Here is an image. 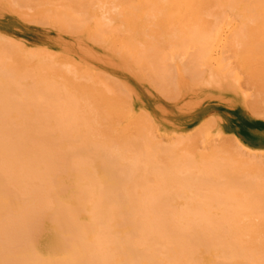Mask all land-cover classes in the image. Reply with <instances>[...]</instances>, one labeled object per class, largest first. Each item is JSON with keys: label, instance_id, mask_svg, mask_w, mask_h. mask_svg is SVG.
Here are the masks:
<instances>
[{"label": "rangeland", "instance_id": "1", "mask_svg": "<svg viewBox=\"0 0 264 264\" xmlns=\"http://www.w3.org/2000/svg\"><path fill=\"white\" fill-rule=\"evenodd\" d=\"M16 3H15V2ZM0 0V38H2L1 40H3V39H5L4 41L6 42V41H8V40H11L12 41V44H14L13 43V41L15 40V45H14V47L16 46L17 47V51L16 52H13V55L16 53V56H14L12 59H13V62H15V60H17V56L19 55V56H21V58L19 57L18 58V61H16L17 62V64H23V71L25 70L26 72H24V73H26L27 74V71H29V73H30V71H31V73L30 74H32V71L33 70H28L29 68L30 69H34L35 70V66L36 65H38V68H39V66H41L42 65V63H46L45 65H49L47 62H49L50 63V58H51V60H52V62L51 63H53V61H54V64H53V66L56 64V65H58L59 67L61 66L62 67V69H60L58 66H57V68H58V70H56L58 73H60L61 71H63V72H61L60 74L62 75L61 77L59 76V74L58 73H56V75L55 74H53V72L54 71H51L50 69V71L52 72V73H48V75H47V72H44L45 73V75H47V76H45L43 73V75L41 74V79L42 78H46L48 81H51V82H55L56 84L58 83H63V82H65V84H68V82L69 81H67L68 80V78L69 79H71L70 81H72L73 80V78H74V81H76L77 79L78 80H80V81H77V82H81V84H85V82H86V84H88L87 83V78H91V80H89L88 82H89V84H91L92 86L93 85H95V83L96 82H98L99 80H100V85H98V83H96V88H99V89H104L103 90V92H104V94L106 95V98L108 99L109 98V95L107 96V93L108 94H114L113 95V97L116 99V98H118V99H121V101L123 102V105H121L120 104V102H119V104L118 103H116L117 105H114L113 106V108H114V110H116V112H115V115L114 116H112V114H114V113H111V110L109 111V109L112 107V106H110L109 108H105L104 110L106 111V112H110L109 114H110V116H107V113L103 110V108L105 107V105H100V108H102V109H100V110H102V112L101 111H99V112H101V113H103V114H106V115H103V114H101V117L103 116V118H101V117H99L100 116V113L98 114V112L97 113H94L95 114V116L97 117L96 119H104V121H105V119H106V122H105V124H103V121H100L99 119L97 120V122H99L100 121V123L99 124H101L102 126L100 127V128H102V129H104V128H107L108 129V127L109 128H111V131L113 132V131H115L116 129V131L114 132V134L112 135V133H111V136L109 135L108 136V138L107 139H105L107 142L110 140V139H112V137L116 134V132L117 131H120L119 133L117 132V136L119 135V136H121L120 134H123L124 136H121V137H119L118 136V140H119V143H121L122 142V145L124 144V146H125V148H126V150L124 149L123 150V148H121V146H119V148L120 149H117V148H113V146H115V145H117V144H115V145H113L117 140H115V137H113V140L111 141H109L110 142V145H109V142L107 143V146H105V151H106V155L108 154V153H110V152H108L107 153V151L111 148V147H109V146H112V148L111 149H117L118 151H120V152H127V148H129L131 151H133V148H135L136 149V151H133V152H137V151H140V152H138L141 156L142 155H144V159H143V156H142V158L140 159L141 161H139V160H137V162L138 163H140L141 162V164L142 163H144L143 165H138V167H137V169H136V176H137V174H138V176L139 177H141V176H143L142 178H146L148 181H149V179H150V181L146 184L145 183V181L146 180H144L143 181V183L144 184H146V185H148V187L147 186H145L144 187V189H147V188H149V189H147V191H148V195H149V193H150V191L152 190L153 192L155 191V193H153L152 191H151V194H152V196H151V194L149 195V209H148V207L146 208L145 207V205L146 204H144L143 206H144V208H146V209H148V210H150V209H153V210H150V211H153V213L155 214V211L156 212H160V208H158V209H155V208H157V206H161V208H164V209H162L161 210V213H159V216H158V219H156L157 221H156V223L155 224H157L158 225V222H159V226L162 224V227L164 226V225H166L167 223V226H170V228L171 227H176L177 228V226L178 227H180L181 228V226L183 227L185 224V226L187 227H189V226H194V225H192V224H194V223H192L191 224V222H192V220H194V221H196L197 220V224H196V222H195V224L196 225H201V224H203L204 225V223H205V221H207V220H205V219H209L207 222L208 223H213V226L211 225V227H216L218 224H217V219H219L220 220V215L221 214H223L224 215V217H225V214L223 213V211H225V212H230L229 214H230V217H232V218H229V217H227V215H226V217L225 218H229V220H231V223H229L228 224V221H227V219H225L226 221H227V223H224V222H226V221H221V223L224 225L223 227H221V228H219V226H221L222 224L221 223H219V226L217 227V228H215L216 229V231L218 230L219 232H220V230H222L221 231V233H217L216 234V238L218 237L219 239H217L218 240V242L216 241V243H219V241H220V244H221V240H220V238H222V233H223V231H225V229H237V228H242V229H244L243 228V226L241 227L240 225H238V227H237V223H238V221L239 220H241L240 222H244V223H246L247 221L246 220H248L249 222L248 223H250V224H253V225H250V224H248V226L246 225V224H244V227L246 226V228L247 229H250L249 231H251V230H253V229H258V226H257V224L255 225L254 224V222H252L251 223V221L250 220H252V218H251V214H255V211L254 212H252L250 209H249V211H251V212H249V219H248V215H246V214H248V213H246V214H243V217L245 218H243L242 217V213H241V215H239L238 217V219H237V217H236V215H237V213L239 212H241L240 211V208H243V209H245V206H247V208H248V206H251L252 204V202L251 201H249L250 199L255 203V201L252 199V198H254V199H256V196H257V193L256 192H258L257 190H260V189H257V188H254L255 186H257V184H258V182H260L259 183V185L261 184V181H262V179H263V176H260V177H258V175L259 174H261V173H263V172H261L262 170H261V167H260V172L258 173V175H257V173H255L256 171H259L258 169L256 170L255 168H253V166H252V164H254V162L252 161V163L250 162V160H245L246 158H244L243 159V157H241V160H239L240 158H238V160L239 161H242L243 163L244 162H248L247 164H248V169H249V167H251V168H253V170L255 169L256 171H253V173L251 172V170H250V172L253 174V175H255L254 177H252V179L254 178L256 181H257V179L259 180L260 178H261V181L259 180L258 182H254L253 184H252V186L253 185H255L253 188H254V190L255 189H257L256 190V192L253 194V196H252V193L254 192L252 189H251V197L252 198H249L248 196V194L249 193H247V198H243L242 200H244L245 202H239V203H236L235 204V202H238L239 200H241V198L239 199V195L238 194H235V193H233V194H228L229 195V197H232L234 194H235V200H237V201H235L234 199V202H233V200H230L231 198H229L228 196H227V194H225V193H229L231 190V188H229V190H227V189H225V187H224V189L225 190H227V191H225V190H223V193L225 194V196L226 197H228V200H230L231 201V203H229L227 206L229 207V205H231L229 208L230 209H232V212L228 209V207H226L225 208V205L224 204H222V203H225L224 202V200H225V198H223V196H217V198L219 199V200H221V201H223V202H221L220 204H221V206L220 205H216V204H218V202L216 201V197L214 198V195H211V194H214L215 192H217V191H214V193H213V191L211 192V188L210 189H208V191H209V193H208V191L206 192V193H208V194H210L211 196H210V198H211V200H210V198H208L207 199V197H206V193L204 194L205 196H203V192H200L201 191V186H200V188L199 189H197V187H194V186H197L196 184H198V183H200V182H202V183H200V185L201 184H203L204 183V180H205V178L207 179V177H206V175L205 176H203V177H201L200 175H204V173H208V175H209V171L211 170L212 172H210V173H213V169L211 168V167H213L214 168V166H221L222 167V170H223V172H224V170H225V166H222V164L223 165H225L226 164V162L228 163L229 162V164L231 165V167H230V170H229V168H228V165L226 166V169L228 170H226L227 172H229V171H236L237 172V167L234 169L233 168V166H235L234 164H233V166H232V164L231 163H233V162H231L230 163V161L229 160H231L232 161V158L233 157H231V159L230 158H228L229 160L228 161H226V159H223V160H221L222 158H219L218 156H219V152H218V156L216 157V155H217V151H222L223 150V148L224 147H222V149L220 150V145L221 144H224L223 143V140L222 141H220L221 143L219 144V139L220 138H222V139H224V142H225V140H226V144H227V146L228 147H230L231 148V151H233V153L235 152V150L238 152V150H239V153L241 154V155H243V151H244V156H247L248 155V153H249V157L251 156H253L254 155V157H256L255 159H257L256 161H255V163H257L258 162V164H259V161L260 162H262L263 163V161H264V150L262 149V150H259V149H253V148H251L249 145L247 146L243 141H242V139H241V137H238L235 133H231V131L228 129L229 127H227L226 126V122H227V120H230V119H236L235 121H234V125H233V127H242V128H244V127H246L247 126V123L245 122V121H247V118H249V119H251V120H257V119H261V120H263L264 121V106L262 105V103L264 104V102H262L260 99H258V98H256L257 96L258 97H263L262 99H263V101H264V91H263V88H264V85H263V87H261L262 86V84H264V82H263V78L261 77V79L259 78L260 76H257V73H258V75H262L261 73H263L264 74V70H263V72H262V67L260 66V65H264V49H262L263 51H261L262 53H260V54H257L259 51H257V49H260L261 47L259 46V48H257V49H255L256 50V54H254L255 52V50H249L250 48H251V46L252 45H250V44H253V43H256V45H258L257 44V42H255V41H262L263 39H262V37H261V35H263L264 36V29H263V31L261 30V28H260V30L258 29L259 28V26H260V23L262 22V21H260V19H262V18H264V13H263V15L261 14V13H259L258 15L260 16V18L259 19H257L258 18V15L255 13V12H259L258 10L259 9H262V8H264V5L263 4H256V3H254L253 5L251 4V5H249V9H255V10H257V11H255V10H251L252 11V15L253 14H256L255 16H252L251 14H249V15H243L241 12H239V14H241V15H239L238 14V10L237 9H239V5H241V7H243V4H236L235 5V7H232V9H230V10H232V11H230V10H228L226 7H227V3H221V2H219V1H217V0H208L207 2H208V4L210 5L209 7H207L208 6V4H207V2H204V4H205V6H203L204 4H202V3H194L193 2V4H192V2H188V3H191L190 5H192V7L187 3V0L186 1H184V0H180V2H179V0H166V1H164V0H159V2H160V4L158 3V2H156V0H145V1H142V2H140V3H138V0H85V1H80V0H77V1H75L74 2V0H66V2H69V3H71L70 4V6H72L73 5V7L75 8V10L77 11V9H78V13L80 12V10H81V13H80V17L78 18V19H81V14L83 15L84 13V16H86V18H85V20L83 19V21L85 22V24H84V26H82L83 24H81L82 22H81V20H79V23H80V25H81V27L80 28H76L77 26L75 25L74 26V23H72L71 21V24L73 25V26H70V24L68 23V24H66V28L64 27V30L65 31H67V32H64V31H62V24H64V23H61V25H59V21H61V22H63L60 18H62L63 20H65V18H63L62 16H58V17H60L59 19H57V15H56V19H54L55 18V13H54V9H55V12H56V10H57V6H59L60 7V9H58L57 11V13H59L60 11V13H64L65 14V12H63V9H64V11H66V16H67V13H69V11H72L71 9H72V7H70V6H66L67 4L66 3H64L65 2V0L64 1H62V0H59V1H57V0H52V1H50V2H47V1H49V0H41L42 2H39V3H42V5L41 6H39V4H38V2H37V4H36V1L37 0H30L31 1V3H32V1L33 2H35V5H34V3H32V4H27L28 2H22V4L18 1V0ZM29 1V2H30ZM43 1H45V2H43ZM56 1H57V3H56ZM64 4V5H62L61 4V2ZM70 1H72V2H74L73 4H72V2H70ZM79 1V2H78ZM96 1V2H95ZM121 3L122 5H121V7H120V4H114V2L115 3ZM168 1V2H167ZM176 1H178V2H176ZM210 1H212V2H210ZM216 1V3H214ZM12 2H14L15 4H16V6L17 7H19V9L17 8V7H15V4L13 3V5H14V7H12L13 5H11L12 4ZM81 2H84V3H86V5H84V3H82L83 5L81 6ZM124 2H127V3H124ZM144 2V6H142V5H140V4H142ZM183 2H186L185 4L183 3ZM19 3H20V5H19ZM44 3H45V5H44ZM50 3V4H49ZM53 3V4H52ZM54 3H56V4H54ZM58 3L60 4V5H58ZM69 3H68V5H69ZM79 3H80V5H79ZM93 3V4H92ZM110 3H112V4H110ZM135 3V4H134ZM147 5H146V4ZM149 3V4H148ZM156 3H158V4H156ZM166 3H167V5H166ZM183 3V4H182ZM210 3H213V4H210ZM217 3H219V4H217ZM26 6H25V5ZM66 4V5H65ZM74 4L76 5V6H74ZM89 4H91V6H88ZM105 4V5H104ZM108 4V5H107ZM111 6H110V5ZM124 4H126V5H124ZM164 4H165V8L164 9H166V10H163V7H164ZM176 4V5H175ZM180 4V6H181V4H182V8L179 6V9H177L178 8V5ZM201 4H202V6H201ZM217 4V5H216ZM220 4H224V6H226L225 8L227 9V14L224 12V11H226V9L224 8V6H221ZM226 4V5H225ZM22 5V6H21ZM25 7H24V6ZM28 5V6H27ZM30 5V6H29ZM44 5V6H43ZM107 5V6H106ZM150 5V6H149ZM152 5H154L155 7L157 6L158 7V9L156 8V14H153V16L151 15L150 16V14H152V12L153 11H151V9H153V7L154 6H152ZM162 5H163V7H162ZM175 6V7H173V9H172V6ZM185 5H187V6H185ZM196 5V6H195ZM213 5V6H212ZM261 6V7H259V6ZM39 6V7H38ZM65 6V7H64ZM83 6H85V8L83 7ZM86 6H88V7H86ZM117 6H119L118 8H117ZM134 6H135V8H138L139 10H135V8H134ZM141 6V7H140ZM149 6V7H148ZM159 6H161L162 7V11H164L163 13L165 14V15H163L162 13H160L161 12V10H160V8L161 7H159ZM217 6H218V8H219V10L218 11H216L218 8H217ZM220 6V7H219ZM229 6V5H228ZM256 6H258V7H256ZM21 7H23L22 8V10H20V8ZM30 7H31V11H30ZM40 7H41V10H40ZM58 7V8H59ZM79 7V8H78ZM81 7V8H80ZM95 7V8H94ZM131 7V8H130ZM155 7H154V9H155ZM189 7V8H188ZM191 7V8H190ZM206 7V9H202V8H205ZM212 7H213V12H214V14L215 15H213V13H212V16H214V18L216 17V16H218L217 18H211L210 16H211V10H212ZM222 7V8H221ZM14 8H17V10H18V12L20 11H23L24 10V12H21V13H16L15 11H17V10H15ZM26 8V9H25ZM29 8V9H28ZM36 10H35V9ZM52 8V9H51ZM54 8V9H53ZM68 8V9H67ZM71 8V9H70ZM83 8V9H82ZM111 8V9H110ZM112 8L114 9V10H112ZM181 8V9H180ZM196 10V12H195V10ZM208 8V9H207ZM211 8V9H210ZM215 8V9H214ZM217 8V9H216ZM225 9V10H222V9ZM229 8H231V6H229ZM15 11H14V10ZM28 9V10H27ZM67 9V10H66ZM108 9H110V10H108ZM120 9H121V13L119 12L120 11ZM171 9H172V12H174L173 14L171 13ZM187 9V10H186ZM191 9H193V11L191 10ZM210 9V10H209ZM235 9V10H234ZM33 10V11H32ZM37 10L40 12V14L42 13V11L43 10H45L42 14H43V16H45V18H46V20H45V18H38L39 16H34V18H32V19H29V20H27L28 18H27V16H29V17H32L33 15H36L38 12H37ZM54 13V16L53 15H51L52 17H51V20H53V21H51L50 20V14H53V13H51V11ZM60 10V11H59ZM82 10L84 11V12H82ZM114 11V13H113V15L111 14V13H109V11L110 12H112V11ZM117 10V11H116ZM119 10V11H118ZM150 10V11H149ZM181 10V11H180ZM184 10V11H183ZM189 10V12H187ZM202 12H201V11ZM203 10H205V11H203ZM27 11V12H26ZM34 11H36L35 13H34ZM75 11V12H76ZM123 11V12H122ZM137 11V12H136ZM158 11H160V12H158ZM201 13H200V12ZM209 11H210V13H209ZM215 11L216 12H219L220 14H222V13H225L226 15L224 16H222L221 15V18H219V13H215ZM220 11H222V13L220 12ZM237 13H236V12ZM29 12V14H26V13H28ZM73 13H74V10L72 11ZM72 12H70V13H72ZM105 12V13H104ZM116 12V13H115ZM167 13V15H166V13ZM176 12H178V14L176 13ZM179 12H183V14H181V16H180V14H179ZM191 12H193V13H191ZM207 12H208V14H210V16H208V17H206L208 14H207ZM232 12L234 13V14H232ZM26 14V18H25V14ZM70 13L68 14L69 16H67L68 18L70 17V16H72L73 14H71L70 15ZM131 13V14H130ZM185 13V14H184ZM187 13H189V17H188V14ZM202 13H204V14H207V15H205V17L203 16L204 14H202ZM22 16V17H20V15ZM39 14V13H38ZM37 14V15H38ZM41 14V15H42ZM47 14V15H46ZM64 14H61V15H63L64 16ZM77 14V13H76ZM76 14L75 15H73V18L76 20L77 18H76ZM96 14V15H95ZM97 14H99V16H97ZM112 16H111V15ZM116 14V15H115ZM119 14V15H118ZM127 14H128V16H127ZM133 14H135V15H133ZM149 14V15H148ZM163 15V17L162 16H160L161 17V19H162V22L160 21L159 23H158V20H161L160 19V17L159 18H157L156 17V15ZM170 14H171V16H170ZM187 14V15H186ZM192 14V15H191ZM200 14H202V18H201V20H200V18H199V16H200ZM216 14H218V15H216ZM40 15V16H41ZM79 15V14H78ZM118 15V16H117ZM121 15V16H120ZM149 16V18H148V16ZM186 15V16H185ZM193 16V17H191V16ZM228 15H233L234 17H232V16H229L228 17ZM84 16L82 17V18H84ZM97 16V17H96ZM107 16V17H106ZM111 17V19H113L114 18V20H115V22H114V20L111 22L110 21V18L109 17ZM113 16H115V17H113ZM123 16V17H122ZM147 16V17H146ZM195 16V17H194ZM239 16H241L240 18L241 19H238V17ZM246 16V17H245ZM247 16H250L251 17V20H253L252 18H256L257 20L256 21H254V23H255V26H249L250 25V22L251 21H247V20H250L249 18L250 17H247ZM257 16V17H256ZM261 16H263L262 18H261ZM48 17V18H47ZM94 17H96V19L94 18ZM103 18V21L105 22V23H107V29L106 28H104V27H106V26H103V28L104 29H106V33L104 34L105 35V37H104V39L103 40H106V41H102V42H98L97 43V41L95 40V42L96 43H94L93 42V40H92V36H90L91 34L89 33V32H91V30H94L95 29V22L93 21L94 19L97 21V22H100L99 20H101L100 18ZM173 17H175V19H173ZM181 18V22H180V18ZM182 17H184V19L182 18ZM224 17H225V19H224ZM231 18V19H228V18ZM243 17V18H242ZM53 18V19H52ZM70 18H72V17H70ZM72 18V19H73ZM91 18V19H90ZM92 18H94V19H92ZM127 18V19H126ZM155 18V19H154ZM166 18H167V20H166ZM170 18V19H169ZM187 18H188V20L190 21V23L188 24V20H187ZM192 18V19H191ZM197 18H198V20H197ZM207 19V21L211 18L212 19V22L214 21V25L212 26H210V24L212 23L210 20V22L208 23L207 21H206V19ZM235 18H237V19H235ZM246 18H248V19H246ZM37 19V20H36ZM67 19V18H66ZM89 19V20H88ZM171 19H172V21H171ZM191 19V20H190ZM222 21V23H221V21ZM224 19V20H223ZM25 20V21H24ZM49 20V21H48ZM56 20H58L57 22H59L58 24L55 22ZM153 20H154V22H153ZM177 20V21H176ZM193 20V21H192ZM259 20V21H258ZM37 21V22H36ZM48 21V23H46ZM68 22H69V19L67 20ZM67 21H65V22H67ZM73 21V20H72ZM107 21H110L109 22V24H108V22ZM121 21H123V22H121ZM156 21V22H155ZM165 21V22H164ZM176 21V22H175ZM184 21V22H183ZM185 21H186V24L187 25H184L185 24ZM194 21L196 22H200L199 24L196 22V24H198V25H200L201 23H204V24H201V26H204L205 24V26L204 27H202V30L200 29V32H201V34H200V36L198 35H196V34H198V25L196 26V24L194 23ZM245 22V23H243V22ZM264 21V20H263ZM32 22V23H31ZM83 22V23H84ZM88 22H90V23H88ZM104 22H102V20H101V22L100 23H96V26H97V24H99L98 25V28L96 27V29L97 30H99V26H100V24H102V23H104ZM171 22V24H168V23H170ZM177 22H179V24H178V28H180V26H182V28H180L179 30L181 31V32H179V33H181V34H176V35H178V37L177 36H175V34H173L174 33V31H173V27L175 28V29H177V27L175 26L176 24H177ZM216 22H217V24H216ZM224 22V23H223ZM229 22V23H228ZM247 22V23H246ZM249 22V23H248ZM77 23H78V21H77ZM154 23V24H153ZM163 23L165 24V25H163ZM181 23V24H180ZM184 23V24H183ZM208 23V24H207ZM232 23V24H231ZM243 23V24H242ZM253 23V24H254ZM264 22H262L261 24H263ZM43 24H45V25H43ZM94 24V25H93ZM112 24V25H111ZM147 24V25H146ZM156 24V25H155ZM168 24V25H167ZM173 24V25H172ZM190 24H192V25H190ZM193 24H195L194 25V27H192L193 26ZM215 24H216V26H215ZM230 24V25H229ZM241 24V25H240ZM245 24H249L248 26H246ZM252 24V23H251ZM14 25V26H13ZM68 25H69V27H68ZM121 25V26H120ZM152 25H153V27H154V25H155V27L153 28L152 27ZM163 25V26H162ZM170 25H172V29H170ZM180 25V26H179ZM190 25V26H189ZM240 25V26H239ZM63 26H65V25H63ZM139 26H142V30L140 31V32H137L136 34H134V32H135V29L137 30V28L139 27ZM160 26V27H159ZM164 26H165V28H164ZM185 26V27H184ZM187 26H189V27H187ZM211 27V29H212V31H210L211 29H210V27ZM214 26L217 28V29H215L214 28ZM258 28H257V27ZM262 26V25H261ZM260 26V27H261ZM264 26V25H263ZM262 26V28H264ZM100 27H102V25L100 26ZM110 27H115V29L114 30H112L111 28H110V32L108 31L109 30V28ZM118 29H117V28ZM124 27V28H123ZM156 27H158V29H156ZM161 27H163V28H161ZM191 27V28H190ZM206 27V28H205ZM213 27V28H212ZM238 27H242V30H239L240 31V33H242V34H240V35H242V36H239V34H237L238 35V37H243L245 40L244 41H247V39H248V41L247 42H245V44L246 43H248V42H253V43H248V44H246V47L245 46H243V47H245V48H241L242 47V38L240 39V42H239V40H236V41H238L237 43H235L236 41H234L235 39H236V37L235 38H233L232 37V39H231V37L230 36H232L231 35V33H233L234 35H236L234 32V29L235 30H237V29H239ZM257 28V32H256V34L258 33V31H259V33H260V31H262V34L260 33V34H257V35H255V33L253 32V34L256 36V39H255V41H253V38L255 37L253 34H252V36L251 35H247V32L245 33L247 36H250V37H246V35H243V33L244 32H242V31H245V29H247V28ZM67 28H70V29H68L67 30ZM71 28H74V29H76L75 30V32H74V29H71ZM84 28V30H82ZM146 28V29H145ZM189 28H190V30L191 29H193V31H194V33H193V31L191 30L190 32L189 31H186V30H184V29H187V30H189ZM204 28V29H203ZM207 28H208V30H207ZM219 28V29H218ZM11 29V30H10ZM78 29V30H77ZM119 30V31H122V33H118L117 32V30ZM123 29H125V31L126 32H124V30ZM147 29H149V31L147 30ZM161 29V30H160ZM174 29V30H175ZM72 32V30H73V34L72 33H70V31ZM79 30H81L80 32H79ZM144 30V31H143ZM146 30L148 31V32H146ZM172 30V32L173 33H171L170 31ZM184 30V32H185V34H187V35H185L184 36V32H182ZM203 30H206V31H204V33H202L203 32ZM215 30V31H214ZM219 30V31H218ZM248 30H250V29H248ZM76 31H78V32H76ZM108 31V32H107ZM111 31H115V32H111ZM128 31V32H127ZM152 31V32H151ZM155 31V32H154ZM161 31V32H160ZM208 31V32H207ZM217 31V32H216ZM234 31V32H233ZM239 31H238V33H239ZM247 31V30H246ZM252 31V30H251ZM255 31V30H254ZM117 32V33H116ZM124 32V33H123ZM187 32V33H186ZM189 32V33H188ZM191 32H192V34H191ZM209 32L212 34V36H210V34H209ZM133 33V34H132ZM161 33V34H160ZM89 34V35H88ZM107 34V35H106ZM108 34H110V35H108ZM112 34H113V36H112ZM120 34V35H119ZM123 34H125V35H123ZM189 34H191V35H189ZM195 34V37H193L192 35H194ZM204 34H205V36H207V34H209L208 36H210L209 38L207 37V40L206 39H203L205 36H204ZM215 36H214V35ZM217 34V35H216ZM122 35V36H121ZM154 35V37H157V42H159L158 44L155 42L156 41V38H155V40H154V38L153 37H151V36H153ZM156 35V36H155ZM166 35V36H165ZM203 35V36H202ZM236 35V36H237ZM180 36L182 37V39L183 40H181V41H185L183 44H182V47H184L185 48V45H187L188 44V47L187 48H185V49H183V50H181L180 51V48H175V51H174V49L172 50L171 49V47H172V45H173V43H176V42H178V40H180ZM189 36V38H191V36L194 38V39H192V41H195V40H199L200 39V37H201V39L200 40H202L201 41V44L199 45V43L198 42H196L195 41V43H189L188 41L189 40H191V39H189V38H187ZM111 37V38H110ZM159 37H162V38H159ZM163 37H164V39H163ZM167 37V39L168 40H166L165 38ZM176 37V39L178 38V40H172L173 38H175ZM185 37V38H184ZM215 37V38H214ZM238 37H237V39H238ZM251 37H253L252 39H250ZM261 37V38H260ZM107 38H108V40H107ZM110 38V39H109ZM150 38V39H149ZM196 38V39H195ZM14 39V40H13ZM127 39V40H126ZM133 39V40H132ZM213 39V40H212ZM223 39V40H222ZM259 39V40H258ZM260 39H262V40H260ZM162 40V41H161ZM230 40H233V41H230ZM117 41V42H116ZM176 41V42H175ZM192 41H190V42H192ZM244 41H243V44H244ZM17 42V43H16ZM18 42H20V43H18ZM109 42H114V44H115V46L113 47V48H110L109 47ZM127 42V44H125ZM147 42V43H146ZM167 42V43H166ZM170 42H172V43H170ZM206 42V43H205ZM208 42V43H207ZM215 42V43H214ZM230 42H233V45H232V43L230 44ZM259 42V43H260ZM8 43L9 44H11L10 43V41H8ZM134 43H135V45H137L138 47H140V45L141 44H143V49H147V48H149V47H151V46H155V47H157L158 48V46H159V49L160 50H162L163 48H164V51H163V54L165 53V51L166 52H168L169 53V55L167 54V53H165L164 54V56H163V58H168V61H165L162 57H158V56H162V51L160 52V53H157V57L159 58H157V60L159 61V60H162L163 61V63H158V64H155V65H150V66H143L142 67V65H140V64H138V63H136V64H134V60H133V58H130L131 56L129 55V53L131 52L128 48H130L129 46H131L132 44L134 45ZM138 43H140V44H138ZM160 43H162V45L160 44ZM164 43H166V45H164ZM168 43H169V45H168ZM187 43V44H186ZM263 43V42H262ZM262 43H260L261 45H263ZM17 44V45H16ZM20 45V47H19V45ZM122 44H124V47H127L128 46V48L127 49H125L124 50V48H123V45ZM172 44V45H171ZM197 44L198 46H195V45ZM214 44V45H213ZM227 44V45H226ZM232 45L230 48H233L234 47V54H233V51L231 52L230 50H232V49H230L229 50V52L228 51H226V52H228L226 55H230V56H226V57H230V59H231V61H229L230 59H228V58H225V50H227L228 49V47L230 46V45ZM236 44V45H235ZM23 45V46H22ZM122 45V46H121ZM126 45V46H125ZM158 45V46H157ZM163 45H164V47H163ZM168 45V46H167ZM171 45V46H170ZM223 45H224V47H223ZM225 45L226 46H228V47H226L225 48ZM248 45H250V48L248 47ZM22 46V47H21ZM122 48H121V47ZM162 46V48H160ZM173 46H178V43H176V45H173ZM193 46H195L194 48H197L198 49V51H201L200 53H198V51H197V54H195V52L193 53V52H191L190 54H192V55H190V54H188L191 50H189V49H191V47L193 48ZM206 46H208L207 48H206ZM239 46H241L240 48H241V50L238 48ZM18 47L20 48V49H18ZM96 47V48H95ZM200 47H202L201 49H200ZM236 47V48H235ZM253 47H254V45H253ZM23 48V49H22ZM122 50H121V49ZM167 48V49H166ZM169 48V49H168ZM174 48V47H173ZM189 48V49H188ZM204 48H205V50H207V53H206V51L204 50ZM225 50H224V49ZM247 48H248V50H247ZM264 48V47H263ZM6 50H7V48H5ZM44 49H47V51L46 50H44ZM100 49V50H99ZM140 49H142V46L140 47ZM178 49H179V51H178ZM186 49H188V51L186 50ZM196 49V50H197ZM223 49V50H222ZM236 49V50H235ZM239 49V50H238ZM1 50H3L2 48H1ZM0 50V51H1ZM21 50V51H20ZM33 50V53H34V51L36 52V57H35V55H34V59H33V57L31 56L30 57V51H32ZM120 50V51H119ZM127 50H129L130 52H128ZM168 50V51H167ZM172 50V51H171ZM185 50H186V55L188 54V55H190L191 57H188V56H186V58H188V59H185V60H188V62L186 61V62H184V59L183 58H185ZM195 50V49H194ZM238 50V51H237ZM261 50V49H260ZM5 50H3L2 52H4ZM9 50H7V52H8ZM38 51H46V53L48 54V53H50V55H51V57H49L47 54H43L42 52H38ZM126 51V52H125ZM169 51H171V52H169ZM173 51L175 52V56H177L176 58L174 57V56H172L173 54ZM176 51H178V52H176ZM203 51H205V53L203 52ZM217 51V52H216ZM18 52H20V53H18ZM23 52V53H22ZM54 52V53H53ZM118 52V53H117ZM183 53V54H181V53ZM242 52V53H241ZM254 52V53H253ZM55 54V55H53V54ZM181 54L180 56H179V54ZM203 53H204V55H203ZM222 53H224V54H222ZM229 53H231V54H229ZM237 53V54H236ZM241 53V54H240ZM250 53H252V54H254V55H252V54H250ZM35 54V53H34ZM42 54V55H41ZM130 54H132V52L130 53ZM161 54V55H160ZM200 54H202V55H200ZM222 54V55H221ZM239 54V55H238ZM12 55V54H11ZM25 56L26 58H24V57H22V56ZM31 55H33V54H31ZM53 55V56H52ZM66 55L68 56V57H66ZM206 55H207V57H206ZM232 55H234V56H232ZM245 55V56H244ZM253 56L254 58H251L250 56ZM40 56V57H39ZM44 56V57H43ZM46 56H48V57H46ZM197 56H200L199 58L197 57ZM209 56V57H208ZM224 56V57H223ZM255 56H256V58H255ZM16 57V58H15ZM27 57H29L28 59H29V61H28V59H27ZM133 57V56H132ZM155 57V56H154ZM153 57V58H154ZM194 57V58H193ZM195 57L197 58V59H199V61L198 60H196L195 59ZM203 57V58H202ZM206 58V60H205V58ZM15 58V59H14ZM32 58V60L30 61V59ZM49 58V59H48ZM169 58H171V59H169ZM180 58H181V61H179L180 60ZM200 58H202L203 60H205V62L204 61H202V67L204 68L205 67V70L201 67V66H199V65H201V64H199V63H201V59ZM221 58L223 59L222 61H221ZM237 58V59H236ZM250 60V58L253 60H248V59ZM21 59V60H20ZM22 59H25V60H23L22 61ZM26 59H27V62H26ZM41 59V60H40ZM45 59V60H44ZM70 59V60H69ZM73 59V60H72ZM75 59V60H74ZM236 59V60H235ZM259 59V60H258ZM44 60V61H43ZM152 60V59H151ZM150 60V61H151ZM154 60V59H153ZM156 60V59H155ZM156 60V61H157ZM167 60V59H166ZM172 60H173V62H172ZM221 62H220V61ZM240 60V61H239ZM254 60H256V61H254ZM260 60L261 61H263V62H260ZM22 61V62H21ZM35 61V62H34ZM61 63H60V62ZM72 61V62H71ZM161 61V62H162ZM191 61V62H190ZM198 61V62H197ZM207 61V62H206ZM249 61V62H248ZM24 62V63H23ZM29 62V63H28ZM57 62V63H56ZM70 62V63H69ZM135 62H137L136 60H135ZM184 62V64L185 65H187V64H189V65H187V66H185L184 64H182ZM204 62V63H203ZM213 62V63H212ZM229 62V63H228ZM235 62V63H234ZM254 62V63H253ZM26 63V64H25ZM34 63V64H33ZM51 63H50V65L49 66H51ZM68 63H69V65L71 66H69V68L67 67L68 66ZM78 63H80V64H78ZM165 63V64H164ZM167 63V64H166ZM191 63H193V66H195V67H193L192 65H190ZM197 63V64H196ZM259 63V64H258ZM60 64V65H59ZM76 64V65H75ZM182 64V65H181ZM194 64H196L197 65V67H198V69H196L197 67H196V65H194ZM229 64V65H228ZM235 65V67L236 68H232V67H234V65ZM241 64V65H240ZM257 65V67H256V65ZM32 65V66H31ZM55 65V66H56ZM79 65H80V67H79ZM162 65V66H161ZM167 65V66H166ZM171 65H174L175 66V70H173V69H171L172 67H170ZM211 65V66H210ZM227 65V66H226ZM252 65V66H251ZM259 65V66H258ZM22 65H19L18 67L20 68ZM28 66H31V67H28ZM63 66H64V68H63ZM76 66V67H75ZM165 66H166V68H165ZM193 67V69H192V67ZM226 68H225V67ZM24 67H27L28 69H25ZM73 67H74V70H73ZM150 67V68H149ZM156 67V68H155ZM170 67V68H169ZM207 67V68H206ZM239 67H241V68H239ZM22 68V67H21ZM50 68V67H49ZM52 68V67H51ZM56 68V67H55ZM54 68V69H55ZM71 68V69H70ZM77 68V69H76ZM142 68H143V70H142ZM144 68H145V70L147 71L146 73H145V71H144ZM153 68V72H154V74H153V72L151 71V69ZM163 68L164 69H166L167 71H165V70H163ZM195 68V69H194ZM200 68L201 69H203L204 70V75L202 74V73H200ZM222 68L223 69H225V70H222ZM254 68V71H252L251 69H253ZM264 68V67H263ZM60 69V70H59ZM71 70L70 72H75V70H78L77 71V73H72L73 75H69V74H71L70 72H68L67 70ZM80 69H82L83 71H84V74H85V76L87 77V78H83V80H81L80 79V77H82V76H84L83 75V72L80 70ZM157 69V70H156ZM169 69V70H168ZM188 69V70H187ZM241 69V70H240ZM258 69V70H257ZM66 71V74H65V71ZM90 70V71H89ZM158 70H160V71H158ZM195 70V73L193 72ZM257 70V71H256ZM261 70V71H260ZM55 71V72H56ZM60 71V72H59ZM80 71H81V73H80ZM91 71H92V73L93 74H91L90 76H89V74L91 73ZM158 71V72H157ZM164 72V74H162L163 72ZM169 71V73H172V74H174V81H175V79H176V85H175V88L177 89H175V90H173V87H172V84H173V81L171 82L170 80H169V78H170V76L169 75H166V73ZM186 71V72H185ZM196 71H197V73H198V71H199V73L197 74L196 73ZM202 71V70H201ZM231 71V73H229ZM242 71H243V73H242ZM67 72L69 73V74H67ZM97 72V73H96ZM203 72V71H202ZM226 72V73H225ZM240 72H241V74H240ZM249 72H250V74H249ZM251 72H253L252 74L254 75V77H253V75L251 74ZM257 72V73H256ZM102 73V74H101ZM161 73V74H160ZM169 73H167V74H169ZM189 73V74H188ZM228 73V74H227ZM239 73V74H238ZM49 74H50V76H49ZM76 74V75H75ZM81 76H80V75ZM87 74V75H86ZM155 74H156V76H155ZM176 74V75H175ZM193 74L194 75H203V76H198V77H196V79H191L192 77H194L193 76ZM226 74V75H225ZM230 74V75H229ZM235 74V75H234ZM247 74H249V75H251L250 76V78H249V75L247 76ZM103 75V76H102ZM147 77H146V76ZM157 75H160V76H157ZM169 76L168 77V80L167 79H164V78H166V76ZM192 75V76H191ZM228 75V76H227ZM232 75V76H231ZM54 76V77H53ZM58 76V77H57ZM84 76V77H85ZM93 77V79H92V77ZM245 76L247 77V79H248V81L250 80V86H256V88L255 87H249V89H248V84L249 83H247L246 84V78H245ZM256 76H257V78H256ZM262 76H264V75H262ZM50 77V78H49ZM68 77V78H67ZM77 77V78H76ZM98 77V78H97ZM111 77H113V78H111ZM151 77H154V78H151ZM194 77V78H195ZM204 77V78H203ZM108 78V79H107ZM173 78L171 79V80H173ZM245 78V79H244ZM255 78V81H253V79ZM52 79V80H51ZM55 79V80H54ZM65 79H66V81H65ZM96 79V80H95ZM118 79V80H117ZM152 79V80H151ZM160 79V80H159ZM244 79V80H243ZM64 80V81H63ZM85 80V81H84ZM98 80V81H97ZM105 80H106V82H105ZM115 80V81H114ZM167 80V81H166ZM192 80V81H191ZM257 80H261L259 83L257 82ZM32 81H33V79H32ZM73 81V82H74ZM82 81H83V83H82ZM92 81V82H91ZM95 81V82H94ZM114 81V82H113ZM153 81V82H152ZM156 81H158L157 83H156ZM162 81H164V82H162ZM242 82V81H246V82H242V83H240V82ZM91 82V83H90ZM120 82V83H119ZM155 82V83H154ZM165 82H167V86L169 85L170 87H166L165 86V88H168V89H170L171 90V92L173 91L174 93H176V91L178 92L177 94H174V93H171L170 92V94H168V95H171V94H174L175 96L174 97H172V96H168L167 97V94H165L167 91H169L168 89H165V90H167L165 93H164V90H163V94L161 93L162 92V88L164 89V86L162 85L163 83H164V85H165ZM253 82H255V83H253ZM70 83V82H69ZM112 83V84H111ZM117 83V84H116ZM243 83H245L247 86H245V84H244V86L242 85ZM252 83H253V85H252ZM259 85H258V84ZM71 84V83H70ZM80 84V83H79ZM104 84H105V86H104ZM114 84H116V85H114ZM157 84V85H156ZM161 84V85H160ZM261 84V85H260ZM69 85V84H68ZM72 85V84H71ZM257 85H258V87H257ZM89 86V85H88ZM91 86V87H92ZM122 86V87H121ZM156 86H162L160 89V91L158 92V88L156 87ZM2 87V88H1ZM0 87V96L2 95V94H5V91H4V89H3V86H1ZM61 87V86H60ZM104 87V88H103ZM108 87H109V89H111V90H109L108 89ZM112 87V88H111ZM172 87V88H171ZM246 87H247V90H245L246 89ZM95 88V91L97 90ZM117 88V89H116ZM126 88V89H125ZM251 88V89H250ZM262 88V89H261ZM83 89V88H82ZM105 89H107V91L105 90ZM114 89H116V90H114ZM120 89H122L121 90V92L119 91ZM256 89H257V91L258 92H256ZM260 89L263 91V95H260L261 94V91H260ZM70 90V89H69ZM71 90H72V88H71ZM84 90V89H83ZM88 90V89H87ZM90 90V89H89ZM88 90V91H89ZM109 90V91H108ZM125 90H127V91H125ZM249 90V91H248ZM74 91V92H73ZM73 91H70V92H72L74 95L75 94H78V90L76 91L75 89L73 90ZM76 91V92H75ZM80 91H82V90H80ZM88 91L86 92V90H85V92L87 93H84V94H86V95H83L82 96V98H81V100L83 101V99H85V98H87V96L88 95H90V97H88L87 98V100H91V102H92V100H94V97L96 96V92L94 91H92L91 92V94H90V91H89V93H88ZM111 91V92H110ZM248 91V92H247ZM106 92V93H105ZM126 93L127 95H126V97L124 96L125 94H122V93ZM260 92V94L259 95H255V93H259ZM95 93V94H94ZM254 93V94H253ZM82 95V93H79L78 94V96L79 95ZM95 96H94V95ZM130 94V96H128ZM80 95V96H81ZM94 97H93V96ZM178 95V96H177ZM86 96V97H85ZM122 96H123V98H122ZM254 96V97H253ZM92 97H93V99H92ZM128 97V98H127ZM129 97H130V99H129ZM166 97H167V99H166ZM105 98V99H106ZM113 98V99H114ZM174 98V99H173ZM248 98L249 99H252V102L254 103V105L256 104V103H258V105H259V108L257 107V105H255V107L258 109V110H256V108L254 109V113L252 114V108H250L249 107V105H248V103H247V100H248ZM255 98V99H254ZM77 99H79V97L77 98ZM109 99H111V101H112V97L110 96V98ZM117 99V100H118ZM123 99H126V100H123ZM171 99V100H170ZM173 99V100H172ZM85 101V103H84V105L88 102L89 103V105H90V102L89 101ZM117 100H116V102H117ZM129 100V101H128ZM254 100V101H253ZM256 100V101H255ZM82 101L80 102V104L82 103ZM120 101V100H119ZM125 101V102H124ZM79 102V101H78ZM249 102H250V100H249ZM256 102V103H255ZM259 102H261V103H259ZM62 103L66 106V104H65V102H63L62 101ZM62 103H61V105H60V108L61 107H64V109H65V106L63 105L62 106ZM87 103V104H88ZM131 105H130V104ZM251 103V102H250ZM253 103H252V105H253ZM83 104V103H82ZM81 104V105H82ZM92 104H94L93 102H92ZM128 104V105H127ZM260 104L262 105L261 107H260ZM94 105H96V104H94ZM99 105V104H98ZM118 105H120V107H118ZM251 105V104H250ZM251 105V106H252ZM253 105V106H254ZM129 106L131 107V108H129ZM107 107V106H106ZM121 107H123V108H121ZM125 107H127L128 108V110H127V108L125 109ZM235 107V108H234ZM263 107V108H262ZM96 108V107H95ZM94 108V109H95ZM113 108H111V109H113ZM120 108V109H119ZM254 108V107H253ZM66 109H67V107H66ZM97 109V108H96ZM125 109V110H124ZM129 109L131 110V111H129ZM251 109V110H250ZM119 110H122V111H125L126 112V110L127 111H129L128 113L126 112V113H124L123 112V115L122 114H119V116H116L117 115V113H119V112H117V111H119ZM256 110V111H255ZM259 110H263V111H261V113L259 112ZM122 111H120V112H122ZM141 111H143L142 112V114L140 113ZM259 113H258V112ZM257 112V113H256ZM141 115H140V114ZM96 114H98V116L96 115ZM108 114V115H109ZM125 114V115H124ZM139 114V115H138ZM93 115V114H92ZM147 115V116H146ZM149 115V116H148ZM212 116V118H211V116ZM94 115L92 116L93 118L95 117ZM104 116H107V117H104ZM115 116L116 117H118V118H115ZM124 118H122V117ZM140 117V116H142V117H140V118H142V119H145L146 117V119L144 120V122H145V126H143L144 128H143V131H142V125H141V122L140 123H138V120L137 119H140V118H138V117ZM145 116V118H143ZM111 117H113L114 118V122H110V119H111V121H112V119L113 118H111ZM69 118H71V117H69ZM110 118V119H109ZM121 118H122V120H121ZM137 118V119H136ZM151 118V119H150ZM210 118V119H209ZM238 118V119H237ZM245 120V121H243V119ZM208 119H209V121H208ZM109 120V121H108ZM115 120H116V125H113V123H115ZM129 120V121H128ZM132 120H135V121H132V123H133V125L130 123ZM137 120V121H136ZM149 120H151L150 122H149ZM152 120H153V122H152ZM85 121H87V119L85 120ZM110 122V124H112L113 126H111L108 122ZM119 121H120V123H119ZM140 121V120H139ZM148 122V124H147V122ZM215 121V123L213 124V122ZM51 122H53V120L51 121ZM55 122V121H54ZM96 122V121H95ZM129 122V123H128ZM134 122H136L138 125H136V123L134 124ZM204 122H209L208 124H210V125H213L212 127H210L209 129H206V131L204 130L205 129V125H203L202 126V124L204 123ZM117 123L119 124V125H117ZM127 125H126V124ZM152 123H153V125H157L156 126V128L154 127L153 128V125H152ZM96 124V123H95ZM129 124H131L130 126L131 127H127V126H129ZM146 124H147V128H150L151 126V128H152V130L149 132V130H147V129H145V127H146ZM205 124V123H204ZM207 124V123H206ZM110 125V126H109ZM134 125H135V127H134ZM141 125V126H140ZM143 125H144V123H143ZM209 125V126H210ZM215 125V126H214ZM105 126H108V127H105ZM116 128H115V127ZM200 126H202V127H204V128H200L199 129V127ZM104 127V128H103ZM113 127V128H112ZM122 127V128H121ZM138 129H137V128ZM139 127H141V128H139ZM208 127V126H207ZM206 127V128H207ZM134 128H136V129H134ZM150 128V129H151ZM113 129H115V130H113ZM120 129V130H119ZM125 129H127V130H125ZM201 129H202V131L204 132V137H203V132L201 131ZM109 130V129H108ZM132 130V132H136V133H134V135H133V133H132V136H134V139L136 138V136L138 135H140V137L138 138V139H140L144 134H145V130H147V134H149V133H151V132H153L154 131V133L152 134V136L154 137L153 139L151 138L150 139V137H152V136H148L147 138L150 140V141H153V142H149V140L147 139H145L144 137L145 136H147V135H144V137H142L141 138V143L143 144H141V146H139V143H137V144H133V142H131L132 144H131V148L128 146V140L130 139V140H132V141H134L130 136L131 135H129V133H130V131ZM104 131V130H103ZM123 131V132H122ZM197 131H199V132H197ZM109 132H110V130H109ZM122 132V133H121ZM139 132V133H138ZM141 132H143L142 134H140ZM54 134H56V133H58V132H53ZM201 134V137L199 136L200 134ZM206 133V134H205ZM58 134H60V133H58ZM109 134V133H108ZM128 134V135H127ZM131 134V133H130ZM98 135H100V134H98ZM115 135V136H116ZM149 135H151V134H149ZM178 135V136H177ZM182 136L183 137V139L181 138H179V136ZM193 135V136H192ZM100 136H102V135H100ZM137 136V137H138ZM187 136H190V137H187ZM191 136H192V138H191ZM229 136H231V137H234L233 139H234V141L236 140V145H235V143H234V141L232 140V141H230L229 139L227 140V139H225V138H223V137H226V138H228ZM124 137V138H123ZM130 137V138H129ZM177 137H178V139H180V141H178V139H177ZM188 139H187V138ZM195 137H197L196 139H197V141H196V139H195ZM214 137H216V138H214ZM100 138H102V137H100ZM119 138H121V142H120V139ZM127 138H129V139H127ZM187 140H186V139ZM202 138V139H201ZM124 139V140H123ZM127 141H126V140ZM143 139H145V141H148L149 142V144L147 145V143L148 142H145V141H143ZM175 139V140H174ZM193 139V140H192ZM204 139V140H203ZM211 139V140H210ZM215 139V140H214ZM129 140V141H130ZM184 140H186V143L185 142H183ZM190 140V141H189ZM195 140V141H194ZM56 141H59V140H56ZM77 141V140H76ZM113 141H115L114 143H113ZM135 141H136V139H135ZM138 141V140H137ZM175 141H177L176 143H177V145H176V143H175ZM181 141H182V143H181ZM199 141V143L200 142H204V144H203V146H202V143H197ZM228 141V142H227ZM229 141H230V144H229ZM60 142V141H59ZM58 142V143H59ZM62 142V141H61ZM118 142V141H117ZM116 142V143H117ZM155 142H156V144H155ZM160 142V143H159ZM164 142V143H163ZM179 142V143H178ZM189 142H191V145H190V143ZM193 142V143H192ZM216 143L215 145H218V146H216V147H218L219 149H217V151L216 150H213V149H211L210 147V145L212 144V143ZM218 142V143H217ZM58 143H56V145L58 144ZM76 142H74L73 143V145H75V147H77V145L75 144ZM111 143H112V145H111ZM135 143V142H134ZM144 143H146V144H144ZM167 143V144H166ZM180 143L181 144H183V143H185L186 145H188L189 146V148L188 147H186V149H185V147H184V144H183V147L182 146H180ZM188 143V144H187ZM206 143H207V147H205L204 148V146H206ZM210 143V144H209ZM234 143V144H233ZM78 144V143H77ZM157 144H159V145H157ZM171 144V145H170ZM175 144V145H174ZM192 144H194L193 146H192ZM214 144H212L213 146H214V149H216L215 148V145ZM231 145V146H229V145ZM239 144H240V146H239ZM244 144V145H243ZM56 145H54V147L56 146ZM59 145V144H58ZM61 145V144H60ZM58 146V149L60 148V147H63V149H61V150H66V151H68V147H65L64 146V143H63V145H61V146ZM66 145V144H65ZM72 145V146H73ZM79 145V144H78ZM130 145V144H129ZM136 145H137V147H136ZM152 145V146H151ZM154 145V146H153ZM168 145V146H167ZM172 145H174V146H172ZM200 147H198V146ZM233 145H235V146H233ZM146 146H149V147H146ZM155 146H157L156 148H153V147H155ZM179 146V147H178ZM191 146V147H190ZM224 146V145H223ZM240 147L241 148V150L240 149H238L237 147ZM242 146V147H241ZM51 147V150L50 151H52V150H54L53 151V153H51V154H53V156H50L51 158H52V161H55L56 160V156H57V158L59 159V158H62V159H60V161H61V163L63 164H60V162H59V164H58V162L56 161L55 163L54 162H52L51 160H47V162H48V164L47 165H49V164H51L50 162H52L53 164L52 165H49V167L48 166H46V167H48V168H50V167H52V168H50L51 169V171H53V175L55 174V172H57L58 170L57 169H59V171H60V169L62 168L63 170H61V171H64V173H60L59 172V174H61V176H59V174L58 175H54V176H56L55 178H54V176L52 175V178L54 179V180H56V181H58L59 179H62V181L64 182H62V181H58V182H55V181H53V182H51L52 181V179H51V181L50 180H47L48 178H47V176H46V180L47 181H49L47 184H46V186H47V188H46V190H47V192H49V193H51L50 194V196L52 197L51 198V200H53L52 202H54V206H53V204L48 200V199H46V200H48L51 204H52V208L51 209H53V210H51V209H48V210H51V211H46L44 214H45V216H44V218H45V220L43 219L42 221H43V232H42V230H39L41 233H42V235H38L37 234V236H38V238H35V239H37L36 240V245H35V239H33L34 241V245H33V243H31V242H29V244L31 243L32 244V246H31V248L32 249H34V248H36L34 251H36V252H38V253H36L35 252V256L37 257L38 255V257L36 258L35 257V259H34V257H31V256H33L31 253L33 252H31L30 251V247H28V246H26V247H28L29 248V250H25L24 249V245H23V249H19L20 250V252H19V250H17L16 251V254L14 253H10L9 255H10V259L11 260H21L20 261V263L17 261V264H33V262L32 261H34V264H38L37 262H39L40 264H63L64 262H68V264H70V263H72L73 262V260H74V262L72 263V264H84L85 263V261H87L88 259H87V256H89L90 258H91V255H93L94 254V252H91V250L93 249V247H95V246H93V245H90V246H87L88 248H87V250H88V255H87V251H82L83 249H85V245L86 244H92V241L95 243V242H97L98 240L95 238V236H94V234L95 235H97L98 234V232L100 233L101 231H100V229L102 230V232L101 233H103V230L104 229H102V228H99L98 227V225L99 226H101V224H98V223H100V221L101 220H104L105 221V217L103 218V217H101V216H98L99 215V213H98V210L97 211H95L96 213L95 214H93V210L92 209H94L95 208V201L94 200H96V197L98 196V194H99V192L100 191H98V183H96V182H101L99 185H102V182H103V184H104V186H105V188H107L106 186H108V184H107V182H110L111 181V183H113L114 184V182L116 181V179L117 178H112V177H114V173H113V171H114V169H117L118 168V162L116 163L115 162V164L112 162H110L107 158L106 159H103L102 161H101V159L100 158H95V159H92L91 157V160H93V163L91 162L90 164H91V166H92V164H94V166L93 167H90V164H85L84 163V159H85V157L83 158L81 155L82 154H84L83 153V150H81V149H85V148H80L79 150H78V155H79V157H75V159L76 160H73L72 158L70 159V160H68V161H66V163L65 162H62V161H65L64 159H63V157L59 154L60 152H62V151H60V149L58 150V151H56L57 149V147L54 149H52V146H50ZM109 147V148H108ZM117 147V146H116ZM123 147V146H122ZM133 147V148H132ZM138 147H140L139 149H138ZM144 147V151H143V148ZM152 147V148H151ZM166 147V148H165ZM167 147H168V149H167ZM171 147V148H170ZM178 147V148H177ZM194 147V148H193ZM226 147V146H225ZM227 147V148H228ZM235 147V148H234ZM64 148H67V149H64ZM162 148H165V150L164 151H166V153L165 152H163V153H165L164 154V156H167L168 157V159H166V160H169L168 162L169 163H171L170 165H167L166 163L164 164H162L161 163V160L163 159L161 156H163L162 154L163 153H161V151H162ZM182 149V148H184V149H182V150H185V151H182V150H176V149ZM188 148V149H187ZM207 148V149H206ZM210 148V149H209ZM213 148V147H212ZM230 148H228V151H226L227 153H230ZM46 149V148H45ZM128 149V151L129 152H131L130 150ZM141 149V150H140ZM167 149V150H166ZM170 149V150H169ZM173 149V150H172ZM192 149H194V150H192ZM196 149V150H195ZM205 149H206V151H205ZM245 149V150H244ZM47 150H48V148H47ZM86 150V149H85ZM84 150V151H85ZM117 150H116V152H117ZM187 150V151H186ZM200 150V151H199ZM227 150V149H226ZM46 151V150H45ZM56 151V152H55ZM60 151V152H59ZM63 151V153L65 154V152ZM114 155H116V152L115 151H113V150H110ZM168 151H169V153H168ZM178 151H179V153H178ZM190 151H191V154L192 155H194V156H191L193 159H190L191 157L190 156H188L187 157V155H186V158L183 156V153L182 152H189V154H190ZM194 151V153H192ZM206 152V155L204 154L205 152ZM211 151V152H210ZM59 152V153H58ZM81 152V153H80ZM86 152V151H85ZM133 152H132V154H133ZM147 154V156H146V154ZM181 152V153H180ZM213 152H215V153H213ZM224 151H222L221 152V156H222V153H223ZM226 152H225V154L223 153V155H224V158H226V156L228 157V154H226ZM252 152H253V154H252ZM55 153V154H54ZM62 153V154H63ZM87 153V152H86ZM112 153H110V154H112ZM128 153V152H127ZM172 153V154H171ZM203 153V154H202ZM232 153V154H233ZM60 155V157H58L59 155ZM118 154H119V152H118ZM117 154V155H118ZM128 154H130V155H128L129 157L132 155L131 153H128ZM137 154V153H136ZM138 154V155H139ZM178 154H180V155H178ZM185 154V153H184ZM188 154V153H187ZM210 154V155H209ZM231 154V153H230ZM236 154H238V153H236ZM247 154V155H246ZM109 155V154H108ZM114 155H112V157H114ZM120 155V154H119ZM118 155V156H119ZM124 155V154H123ZM133 155H135V153L133 154ZM139 155V156H140ZM159 155H161V156H159ZM171 155V156H170ZM178 155V156H177ZM55 156V157H54ZM118 156H116L117 158H118ZM124 156H126V154L124 155ZM138 156V157H139ZM163 156V157H164ZM180 156V157H179ZM220 156V157H221ZM247 156V157H248ZM258 156H260V158L262 159V161H261V159L260 160H258ZM107 157H109V156H107ZM116 157H114V158H116ZM121 157H123L122 156V154H121ZM121 157H119V158H121ZM132 157V156H131ZM134 157H136V155L134 156ZM134 157H132V158H134ZM137 157V158H138ZM146 157H148V158H146ZM159 157H161V160L159 159ZM166 157V158H167ZM175 157V158H174ZM179 157V158H178ZM182 157H184L185 159H187L186 160V162H188V163H183V162H185L184 161V158H182ZM215 157H216V159H215ZM223 157V156H222ZM236 157V156H235ZM238 157H239V155H238ZM250 157V158H251ZM253 157V158H254ZM65 158V157H64ZM82 158L84 161H82V163H84V165H87V166H84V165H82V163L80 164L79 163V165L78 166H81V168L80 169H85L86 167H89L90 169L92 168V170L94 169V170H96L95 172H96V174H95V172H94V174L95 175H97V176H94V174H92V176H94V178L93 177H91L90 176V178L92 179V181L93 180H97V179H99L98 181H94V182H92V183H95L96 184V186L95 185H92V186H94L95 188H94V190H95V192H93V194L94 195H96V197H94V195L93 196H91L92 194H90V192L89 191H91L92 192V190H91V188H89V189H87V188H84V184H85V187H87L88 185H90L91 186V184H88L89 182H91L90 181V178H88L89 179V182H88V179L86 180L85 179V176H88V175H86V173H85V176H84V178H83V175H84V173L83 174H81L82 173V170L80 171V169H79V173L81 174V177L79 176L80 174L78 173V172H76L75 170L72 172H70L69 170H71L72 169V167H74V166H76L77 164H71V163H73V161L74 162H76V161H78V162H81L80 161V159ZM116 158V159H117ZM126 158H127V156H126ZM125 158V159H126ZM137 158H134V160L136 161V159ZM151 158V159H150ZM176 159L175 161H174V159ZM178 158V159H177ZM204 160H206V161H204ZM78 159V160H77ZM124 159V158H123ZM130 160H132L131 158H129ZM150 161H149V160ZM153 159V160H152ZM160 161H159V160ZM190 159V160H189ZM204 161V163H206L207 161H210V165L211 166H208V163L206 164V167H210V169H207V168H205L206 169V171L205 172H202L203 170H204V167H202L203 165L205 166V164H203L202 163V160ZM214 159L215 160H217V161H214ZM235 159H237V157L236 158H233V160H235ZM248 159V158H247ZM73 160V161H72ZM86 160H87V158H86ZM91 160H87L88 162L89 161H91ZM95 160V161H94ZM105 160V167H104V163H102L103 161ZM107 160V161H106ZM146 160V161H145ZM179 160V161H178ZM201 160V161H200ZM224 160L226 161V162H224ZM238 160H235L236 161V163L235 164H237V161ZM59 161V160H58ZM72 161V162H71ZM86 161V162H87ZM117 161H118V159H117ZM157 162V163H155V162ZM163 161H165L164 159H163ZM171 161V162H170ZM174 161V162H173ZM191 161H194L193 163H197V165L196 166H198L197 167V169H196V166H194L193 167V163H192V166H190L189 164H190V162ZM95 162V163H94ZM99 162H101V164H100V166L98 167V165H99ZM107 162V163H106ZM108 162L109 163H111V164H108ZM125 162H126V160H125ZM130 162V161H129ZM151 164V166H150V164ZM153 162V163H152ZM167 162V161H166ZM182 162V163H181ZM215 162V163H214ZM221 162V163H220ZM57 163V164H56ZM69 164V166H72V167H69L68 166V164ZM133 163V162H132ZM135 163V162H134ZM147 163V168L145 167V168H143V166H145V164ZM158 163H160V165L158 164ZM178 163H180V165L178 164ZM239 163V162H238ZM243 163H242V165H243ZM246 163L244 164V165H246ZM56 164V167H58V166H61V167H58V168H54L53 167V165H55ZM64 164H66L67 165V167H66V165L64 166ZM126 164V163H125ZM156 164H158L159 166H160V168H162V170L161 171H163L164 169H166V168H168L167 170H166V172H168L167 174H164L165 173V171H163V172H160V169H158L157 170V168H158V166L156 165ZM187 164H188V166H187ZM203 164V165H202ZM213 164V165H212ZM240 164V163H239ZM264 164V163H263ZM101 165H103V167L101 166ZM106 165L107 166H109L110 168H108V167H106ZM126 165H129V163L128 164H126ZM136 165V164H135ZM171 165L173 166V167H171ZM175 165V166H174ZM182 165V166H181ZM241 165V164H240ZM238 166V169H240V168H242V167H244V166ZM255 165H257V164H255ZM114 166V167H113ZM140 166V167H139ZM155 166V167H154ZM179 167V168H177V167ZM181 166V167H180ZM185 166H187V167H185ZM260 166H262V165H260ZM102 167V168H101ZM115 167H117V168H115ZM150 167V168H149ZM157 167V168H156ZM164 167V168H163ZM176 167V168H175ZM185 167V168H184ZM221 167H220V169H221ZM246 167H247V165H246ZM258 167V166H257ZM64 168H67V169H69V170H67V172H65L66 170H64ZM89 168H86V169H89ZM106 168V169H105ZM114 168V169H113ZM190 168H193L194 169V171H192V169H190ZM202 168V169H201ZM250 168V169H251ZM262 168H263V170H264V165L262 166ZM74 169V168H73ZM72 169V170H73ZM105 169V170H104ZM142 169H147L146 171H148L149 173H147L145 170H142ZM179 171H178V170ZM183 169V170H182ZM190 169V170H189ZM202 171H201V170ZM215 169V168H214ZM243 169V168H242ZM242 169H240V171L242 170ZM244 169H246L245 167H244ZM248 169H246V173H248L249 172V170ZM56 170V171H55ZM92 170H89V171H91L92 173H93V171ZM185 170V171H184ZM188 170V171H187ZM198 170V171H197ZM208 170V171H207ZM216 170V169H215ZM218 171H220L219 169H217ZM222 170H221V173L219 174V175H221L222 174ZM50 171V170H49ZM98 171V172H97ZM105 171V172H104ZM189 171H191V172H189ZM201 172V174L199 175V173ZM86 172V171H85ZM102 172V173H101ZM109 172V173H108ZM153 172L155 173V174H153ZM161 173L160 174V181L162 182V181H164V183L162 182V184H160V182H159V184H160V186L161 185H165L164 187L162 186L161 188H163V193L161 194V193H158V194H156L157 192H160V191H157L158 189H157V187H160L159 186V184H157L158 183V181H159V179L157 178V177H155V176H157L158 175V173ZM172 172V174H170ZM189 172V173H188ZM194 174H193V173ZM196 172V173H195ZM197 172H199V173H197ZM227 172H224L225 174H228ZM242 172V171H241ZM249 172V173H250ZM66 173V174H65ZM111 173H112V175H111ZM142 173V174H141ZM174 173V174H173ZM182 173V174H181ZM203 173V174H202ZM206 173V174H207ZM230 173V172H229ZM249 173L248 174H245V171H243L242 173H241V175L239 176V177H241V181L239 180L238 182L235 180L237 177H236V174H235V172H234V176H232L231 175V173H230V176H229V174L228 175H225V174H223V175H225V176H223V175H221V176H223V177H225L226 178V176H229V177H236L235 179L233 178V179H229V181H235L237 184L238 183H242V185H244V186H246L245 187V189H247V188H249V186H248V183H252L253 181H254V179L253 180H251V178H249L248 179V175H249ZM64 174H65V177L66 176H68V174H75V176L74 175H69V177H64ZM144 174V175H143ZM170 174V175H169ZM180 174V175H179ZM192 174V175H191ZM196 174V175H195ZM216 174L217 173H215V176H216ZM218 174H217V176H218ZM243 174H245V180L246 179H248V180H242V176H243ZM91 175V174H90ZM104 175V176H103ZM154 177H153V176ZM166 175V176H165ZM175 175V176H174ZM178 175V176H177ZM185 175V176H184ZM195 175V176H194ZM200 176V178H203V179H201L202 181H200V179H198V177ZM213 175V174H212ZM212 175H211V177L209 176V182H210V185H211V180L212 179H214L213 177H215V176H213L212 177ZM246 175H247V178H246ZM144 176H146V177H144ZM161 176H165V177H162L161 178ZM168 176V177H167ZM171 176V177H170ZM173 176V177H172ZM180 176V177H179ZM216 176V177H217ZM220 176V177H221ZM238 176V175H237ZM252 176V175H251ZM49 177V176H48ZM61 177V178H60ZM73 177V178H72ZM103 177H105V178H103ZM183 179H185L186 181L184 182V181H182V178ZM188 177V178H187ZM192 177V178H191ZM196 177V178H195ZM229 177H227V179L229 178ZM258 177V178H257ZM57 178H58V180H57ZM68 178V179H67ZM72 180H71V179ZM80 178H82V179H80ZM100 178H101V181H100ZM153 178V179H152ZM212 178V179H211ZM218 178H219V176H218ZM257 178V179H256ZM50 179V178H49ZM66 179V180H65ZM80 179V180H79ZM107 179V180H106ZM158 179V180H157ZM162 179H164V180H162ZM193 179V180H192ZM195 179H197V180H195ZM211 179V180H210ZM223 179V178H222ZM83 180V181H82ZM88 182V183H84V182H86V181ZM155 180L157 181V182H155ZM188 180V181H187ZM191 180V181H190ZM219 180H221V179H219ZM238 180V179H237ZM251 182H250V181ZM46 181V182H47ZM67 181L69 182V181H72V182H69V184L67 183ZM76 181L78 182V183H76ZM82 181V182H81ZM200 181V182H199ZM206 181V180H205ZM214 181H215V183H216V179H214ZM226 181V182H225ZM150 182L152 183L151 184V186H150ZM154 182V183H153ZM181 182V183H180ZM209 182L207 183V186L209 185ZM218 182V181H217ZM233 182H232V184H233ZM234 182V184H235V186H239V184L237 185L236 183ZM246 182H248V183H246ZM52 184V185H54V187L56 186V188H54V190H53V186H52V188L51 189H49V187H51V185L50 184ZM55 183H60V185L58 186V184H55ZM63 183V184H62ZM73 184V185H71V189H70V184ZM84 183V184H83ZM106 183V184H105ZM111 183H109V184H111ZM183 183H185L184 184V186H183ZM186 183H188V186H189V188L190 189H192V191H190V190H188V188H186L187 187V184ZM190 183V184H189ZM192 183H196V184H192ZM206 183V182H205ZM218 183H220V181L218 182ZM224 183V184H223ZM262 183H264V179H263V182ZM49 184V185H48ZM65 184H67V186L69 187H66V191L67 192H64V191H62V189H61V187L62 186H64ZM74 184H76V185H74ZM80 184V185H79ZM83 184V185H82ZM112 184V191L114 192V190H115V188H116V185L114 184L113 185ZM182 184V185H181ZM212 184H214V183H212ZM217 184V183H216ZM216 184H214L215 186H216ZM221 184H223V185H221ZM221 184H220V186H219V184H218V186H219V188H221V187H223V186H225L226 184H228L229 186H230V184H231V182H227V180H224L223 179V181L221 180ZM247 184V185H246ZM156 185H158V186H156ZM183 186L182 187V189H181V186ZM193 185V187H190V186H192ZM206 185V184H205ZM213 185V186H214ZM251 185V184H250ZM264 185V184H263ZM58 186V187H57ZM77 186V187H76ZM81 186H83V188L81 187ZM104 186H103V188H104ZM113 186H115V187H113ZM138 186H140L141 187V185H138ZM144 186V185H143ZM180 186V187H179ZM186 186V187H185ZM204 186V185H203ZM207 186H204V187H206V188H208ZM212 186V187H213ZM232 186V185H231ZM244 186H239L237 189H238V191H239V188L240 189H242L241 187H243L244 188ZM248 186V187H247ZM72 187H73V189H74V187H75V189L73 190L72 189ZM80 187H81V189H80ZM101 187V186H100ZM110 186H108V188L107 189H111V187L109 188ZM140 187H138V190H136V191H139V192H141V189H140ZM147 187V188H146ZM150 187H151V189H150ZM155 189H154V188ZM199 187V186H198ZM260 187V186H259ZM258 187V188H259ZM57 188H58V190H57ZM64 188H65V186H64ZM93 188V187H92ZM113 188H114V190H113ZM194 188L196 189V190H198V191H194ZM206 188H205V190H206ZM215 188V187H214ZM218 188V187H217ZM227 188H228V186H227ZM250 188H252V187H250ZM59 189H61V190H59ZM69 189V190H68ZM89 190V191H86V190ZM99 189H101V188H99ZM136 189V188H135ZM143 189V190H144ZM165 189H166V191H165ZM180 189H181V191H180ZM183 189H185V190H183ZM203 190H204V188H202ZM233 189V188H232ZM237 189H236V192H237ZM244 189V190H245ZM3 190V189H2ZM2 190H1V186H0V210H2L1 208H3V212H6L7 211V215L9 214L8 213V210L11 208V207H9V206H11V205H22L23 206V204H21L22 203V201L20 200V198H19V200H17L18 198L17 197H15L12 193H11V191H10V193L8 192V191H5V193L6 192H8V194H5L4 193V191H3V193H2ZM93 190V191H94ZM103 190H105V189H103ZM168 190V191H167ZM175 190V191H174ZM182 190L184 191V192H182ZM186 190H187V192H186ZM202 190V191H203ZM204 190V191H205ZM212 190H214V189H212ZM248 190V189H247ZM63 193H62V192ZM79 191H85V193L83 194V195H80V196H82L81 197V199L82 198H84V195H86V193H88L90 196V201H91V199H92V197H94L93 199H92V201L91 202H89V200L88 199H84L85 200V202H86V200H88V202L89 203H86L85 204V202L83 201V200H81L80 199V197H76L77 196V194L78 193H81V192H79ZM146 191V190H145ZM242 191V190H241ZM246 191V190H245ZM253 191V192H252ZM261 191L262 192H260V194L261 193H263L264 194V188H263V190L261 189ZM55 192V194H53V193ZM56 192L58 193V194H56ZM60 192H61V194H60ZM72 192H73V194H72ZM97 192V193H96ZM169 192H171V193H169ZM195 194H194V193ZM198 192V193H197ZM211 192V193H210ZM219 192H221L220 190H219ZM234 192V191H233ZM165 193L168 195V197H167V195H165ZM186 194V195H183V194ZM200 193V194H199ZM218 193V192H217ZM231 193V192H230ZM239 193V192H238ZM241 193V192H240ZM239 193V194H240ZM244 194H245V192H243ZM9 194H11V195H9ZM68 194V195H67ZM87 194V195H88ZM172 194V195H171ZM190 194H191V196H190ZM216 194V193H215ZM223 194V195H224ZM256 194V195H255ZM259 194V193H258ZM6 197H5V196ZM53 195H56V197H58V195H59V199H56L55 198V196H53ZM65 195V196H64ZM73 197H72V196ZM156 195H158L157 196V200H153V199H155L156 197ZM163 196V197H161L160 199H159V201H158V198H159V196ZM171 195V196H170ZM220 195V194H219ZM221 195H222V193H221ZM231 195V196H230ZM237 195V196H236ZM262 195V194H261ZM47 196H49V195H47ZM50 196H49V198H50ZM68 196H69V198H68ZM150 196L152 197L151 199V201H150ZM166 196V197H165ZM212 196H213V198L215 199H212ZM260 196V195H259ZM60 197H63V198H60ZM65 197H67V198H65ZM75 197V198H74ZM189 197V198H188ZM190 197L192 198V201H189L190 200ZM209 197V196H208ZM219 197H221V198H219ZM236 197L238 198V199H236ZM240 197H243V195H240ZM12 198V199H11ZM46 198H48V197H46ZM72 198V199H71ZM78 198V199H77ZM164 198V199H163ZM167 198H168V200H167ZM171 200H170V199ZM202 198V200H200ZM205 198V199H204ZM60 200V204H58L56 201H54V200ZM80 199V200H79ZM166 199V201H164ZM181 199V200H180ZM207 199V200H206ZM246 199H247V203H246ZM262 199V201H263V199L264 198H261ZM10 201V203H9V201ZM13 200H15V201H13ZM160 200H161V202H160ZM185 200V201H184ZM211 202V203H209V201ZM212 200H214V202L216 201L217 203H214ZM19 201V202H18ZM48 201H46V202H48ZM80 201V202H79ZM153 201H157L156 202V204L155 205H157V206H154V202ZM167 201H169L167 204H169V205H166V202ZM195 201V202H194ZM226 201V200H225ZM230 201H228V202H230ZM259 201H261V200H259ZM262 201H261V203H262ZM3 202H4V204H3ZM7 202H8V205L9 204H11L12 202H13V204H11V205H7ZM16 202H18V203H16ZM24 202V201H23ZM49 202H48V207H50L49 206ZM196 202H198V203H196ZM200 202L202 203V206H203V204H204V206H203V208H199V207H201L200 206ZM227 201H226V203L225 204H227L228 203ZM258 202V201H257ZM56 203H57V205L59 206V205H61L62 203L64 204H67V206L69 205H71L70 207H71V210L73 211V213L75 214V216L73 215V217H75L74 219L77 221H75L74 220V223L76 222V224L79 226L81 223H83V226L82 225H80L81 226V228L83 229V230H80L81 228L80 227H78V226H75V224H71L70 223V225H68V223H67V221H65L66 222V229H67V227L69 226H75V228H73L74 230L76 229V228H80L79 230L81 231H79L78 233H80V236H81V233H82V240L84 241V245L82 244V240H80V236H78V233H76V234H74V232L73 233H71L72 231H71V228H70V231L71 232H65L66 230L64 229V227H65V225L62 227V228H58V222L57 223H51L52 221V219H54V218H52L51 219V217H48V216H51L52 215V212L53 211H55L54 210V207L56 208L57 207V205H56ZM90 203H92V204H90ZM94 203V204H93ZM209 203V204H208ZM251 205H250V204ZM253 203V204H254ZM259 203V202H258ZM258 203H256V204H258ZM65 204H64V206H65ZM81 204V205H80ZM83 204H85L84 205V207L82 206ZM88 204V205H87ZM140 204H143V203H141L140 202ZM161 204V205H160ZM179 204V205H178ZM195 204L196 205H198V207L197 208H199V209H203V210H199V209H197L196 207H195ZM207 204V205H206ZM241 204L243 205V207L241 206ZM246 204V205H245ZM249 204V205H248ZM264 204V203H263ZM2 205V206H1ZM7 205V206H6ZM15 205V206H16ZM77 205L79 206L78 208H85V209H82L81 210V212H80V209H78L77 211H74L73 209L75 208L76 209V207H77ZM86 205H87V207H86ZM92 205H94V207L91 206ZM164 205H165V207H164ZM171 205V206H170ZM211 206V207H213L212 209H211V207H209V206ZM259 205V204H258ZM261 205V204H260ZM14 206V210H11L12 211V214H16V212H15V210L16 209H18V210H20L21 208H18V206H16L15 207ZM22 206H19V207H22ZM72 206H73V209H72ZM81 206V207H80ZM174 206V208L175 207H177L178 209L176 210V208H175V210H173L174 208H172ZM214 206H217V207H214ZM220 206V207H219ZM233 206H235V207H233ZM263 206V205H262ZM6 207H9L8 208V210H7V208ZM88 207H89V209H88ZM154 207V208H153ZM180 207V208H179ZM238 207H240V208H238ZM255 207V206H254ZM257 207V206H256ZM255 207V208H256ZM261 207V206H260ZM6 208V209H5ZM114 208V207H113ZM120 208H121V206H120ZM217 208V209H216ZM233 208H237L236 210H237V212H235V211H233L234 209ZM245 209V212L246 211H248V209ZM250 208V207H249ZM253 208V207H252ZM251 208V209H252ZM11 209H13V207L11 208ZM70 209V208H69ZM91 209V210H90ZM95 209H97V208H95ZM160 209V210H159ZM180 209H182V211H183V215H180L181 214V212H180ZM205 209V210H204ZM207 209H209V212H208V210ZM222 209H224V210H222ZM227 209V210H226ZM242 209V210H243ZM263 209V211H264V206L262 207V208H260V211ZM84 210H86V211H84ZM88 210H90L89 211V213H88ZM108 210H112V211H106V213H114L116 210L118 211V208L117 209H115L114 208V212H113V209L112 208H110V209H108ZM143 210H145V209H143ZM164 210V211H163ZM166 210H168V213H171V211H172V213H174L173 214V217H172V214L170 215V214H168V216H165V214H167V211ZM171 210V211H170ZM211 210V211H210ZM253 210H255V209H253ZM256 210H258L259 211V209L257 208ZM14 211V212H13ZM149 211V212H150ZM200 211H204V212H206L207 214L209 213V215H208V217L209 218H205L202 214H200V213H203V212H200ZM222 211V212H221ZM244 211V210H243ZM260 211H259V213H260ZM77 212H80V213H78V215L76 214ZM90 212H92V213H90ZM164 212V213H163ZM190 212V213H189ZM244 212V213H245ZM50 213H51V215H50ZM53 213H55V212H53ZM97 213H98V215H97ZM199 213V214H198ZM211 213V214H210ZM226 213V214H227ZM233 213V214H232ZM234 213L236 214V215H234ZM258 213V212H257ZM264 212H262V214H263ZM49 214V215H48ZM163 214V215H162ZM187 214V215H186ZM204 214V213H203ZM3 215V214H2ZM17 215V214H16ZM43 215V214H42ZM47 215V216H46ZM95 215H97L96 216V218H100L101 220H98V219H96L97 221H95V219L93 220V217L92 216H95ZM153 214L151 213V216H152ZM156 215H158L157 213H156ZM174 215H176V217L174 216ZM189 215V216H188ZM201 215L204 217V219H203V217H201ZM213 215H216L217 217L215 218ZM231 215H234V217L233 216H231ZM245 215V216H244ZM5 216V214L3 215V216H1V213H0V218L1 217H3V218H5L4 217ZM88 216V217H87ZM164 216V217H163ZM193 216V217H192ZM211 216V217H210ZM212 216L214 217V218H212ZM253 216V215H252ZM255 219L257 220V214H255ZM77 217H78V219H79V217L82 219H79V222H78V219H77ZM107 217H109V218H112V216L110 215V216H107ZM153 217V216H152ZM157 217V216H156ZM156 217H153L154 219L156 218ZM163 217V218H162ZM171 217V218H170ZM184 217V218H183ZM190 217V218H189ZM207 217V216H206ZM221 217H223V216H221ZM224 217H223V220H224ZM243 219H242V218ZM259 218H262V217H264V214H263V216L261 217L260 215L258 216ZM48 218H50L51 220H48ZM85 218V219H84ZM95 218V217H94ZM114 218H116V219H120V218H117V217H115V215H113V219ZM159 218H162V220L160 219L159 220ZM166 218H170L171 220H166ZM177 218V219H176ZM188 218V219H187ZM251 218V219H250ZM87 219H88V222H87ZM91 219H92V221H94V222H92L91 221ZM154 219H153V221H154ZM173 219H175V220H173ZM179 219V220H178ZM183 219V220H182ZM212 219V220H211ZM214 219H216L215 221L216 222H214ZM237 219V220H236ZM263 219L264 218H262V222H263ZM41 220V219H40ZM39 220V221H40ZM55 220V219H54ZM85 220V221H84ZM120 220H122V219H120ZM119 220V221H120ZM163 220H165V221H163ZM177 220V221H176ZM189 220H191V222L189 221ZM199 220V221H198ZM205 220V221H204ZM243 220V221H242ZM259 220V219H258ZM73 221V220H72ZM91 223H90V222ZM114 222H115V219L113 220ZM113 221H111L112 223H111V225H113L115 228H114V230H113V227H112V232L114 233V234H116V231L118 232V230L120 231V232H118V235L119 236H121V237H125V234H128V232L130 231V226L131 225H129L130 223H128L127 221H125L124 220V223H120L119 221H116L115 223L117 224V222H118V226H121L123 229H121V227H116L117 225H114L113 223ZM161 221L163 222V223H161ZM170 221V222H169ZM186 221V222H185ZM202 221V222H201ZM213 221V222H212ZM261 221V220H260ZM1 222V221H0ZM3 222H4V220H3ZM3 222H2V224H3ZM45 222V223H44ZM64 222V221H63ZM64 222V223H65ZM68 222H70L69 220H68ZM81 222V223H80ZM84 222H86L87 224L88 223H90L89 225L91 226V224L92 223H95V224H93L92 226H91V229H89V227L87 228V225L84 223ZM155 222V221H154ZM172 222V223H171ZM174 222V223H173ZM188 222H190V223H188ZM199 222V223H198ZM204 222V223H203ZM206 222V223H207ZM235 222V224L236 225H233V223ZM259 222V221H258ZM257 222V223H258ZM40 223V222H39ZM63 223V224H64ZM153 223V222H152ZM176 223H179V224H176ZM183 223V224H182ZM214 223H216V225L214 224ZM42 224V223H41ZM63 224H60L59 223V225H63ZM84 224L86 225V227L84 226ZM126 224V225H125ZM174 224V225H173ZM181 224V225H180ZM190 224V225H189ZM226 224H227V227H226ZM242 225H243V223H241ZM264 224V223H263ZM39 225V224H38ZM125 227H124V226ZM173 225V226H172ZM206 225V224H205ZM208 225H210V224H208ZM207 225V226H208ZM47 226H49V227H47ZM95 226H97V228H95ZM166 226V227H167ZM202 226V225H201ZM200 226V227H201ZM231 228H230V227ZM256 226V227H255ZM260 226V225H259ZM92 227H94L95 229L93 230V228ZM165 227V226H164ZM209 227V226H208ZM255 227V228H254ZM39 229L41 228V227H38ZM47 228H49L50 230H48ZM87 228V229H86ZM98 228H99V230H98ZM127 228V229H126ZM223 228V229H222ZM225 228V229H224ZM264 228V227H263ZM262 228V226H261V230L263 229ZM72 229V230H73ZM36 230H37V228H36ZM45 230V231H44ZM90 230H92L93 232H91ZM97 230V231H96ZM129 230V231H128ZM238 230V229H237ZM258 230H260V229H258ZM51 231V232H50ZM68 231H69V229H68ZM123 231V232H122ZM125 231H126V233H125ZM241 231V232H240ZM85 232V233H84ZM238 232H240V233H234L233 232V234H234V238H236V239H240V238H242V236L244 235V241H243V239H242V243H240L241 245L242 244H244L245 245V247H247V243L246 242H251L250 240V237H252L253 238V236L252 235H254L253 233H252V231L250 232L251 234H249V232H248V230H246L245 231V229L242 231L241 229H239V231ZM246 232H248V233H246ZM64 233V234H63ZM88 233V234H87ZM94 233V234H93ZM100 233V234H101ZM105 233V232H104ZM122 233V234H121ZM243 233V234H242ZM246 233V234H245ZM34 234H35V232H34ZM61 234H62V236H61ZM84 234H85V236H84ZM93 234V235H92ZM236 234H237V237H236ZM250 235V237L248 238L247 236L248 235ZM74 236V237H77V238H79V240L77 239V238H75V239H77L78 241L76 242V240H68V241H70V243H71V246H70V243L68 242V244L66 243L67 242V240H65V237L64 236ZM86 235L88 236V237H86ZM102 235V234H101ZM238 235H242V236H238ZM247 235V236H246ZM263 235H264V232H263ZM71 236V237H72ZM84 236V237H83ZM98 236H100V235H97V238H98ZM103 236V235H102ZM101 236V237H102ZM33 237H35V236H33ZM33 237H31V238H33ZM86 237V238H85ZM233 237H232V239H233ZM70 238V237H69ZM93 238H94V240H93ZM89 242H91V243H88V241ZM98 239H100V237L98 238ZM85 240H86V242H85ZM103 240V239H102ZM234 240V239H233ZM32 241V240H31ZM38 241V242H37ZM80 241V242H79ZM26 242V241H25ZM25 242H23V243H25ZM76 242V243H75ZM239 242L240 241H238V244H239ZM244 242V243H243ZM86 243V244H85ZM104 243V242H103ZM102 243V244H103ZM113 243V242H112ZM246 243V244H245ZM81 244H82V246H85L84 248L81 246ZM237 244V246H238V248H237V250L239 249V247H241V246H239ZM28 245V244H27ZM66 245H68V247L66 246ZM77 245V246H76ZM70 246V247H69ZM72 246H73V248H72ZM215 246H217V247H215ZM214 246V248L216 249V250H213L212 249V253H210V254H208V255H206L205 257H203L202 258V260H203V262H202V260H201V262H200V264H208L209 263V261L208 260H210L209 258L211 257L212 259H213V261H215V264H219V262L217 263V261L219 260L220 261V259H221V262H220V264H228L229 262V264H234V263H238V264H242V261H243V264L245 263V261H247V260H243V258H246V257H244L245 256V253H242L243 251H244V249H241V254H243L242 256H240L238 253L240 252L239 250H238V255L239 256H237L236 258H237V260H235V259H233L234 258V255H233V257H231V256H229V255H232L233 253H229L228 254V252H231L230 250L229 251H226L225 252V254H228V256H229V258H228V256L226 257V260H225V258H224V256H221L222 255V252H221V248L219 247V245L218 244H216ZM236 246V247H237ZM102 247H103V245H102ZM244 247V248H245ZM78 248V249H77ZM111 248H112V250H113V248H114V243H113V245L111 246ZM31 249V250H32ZM74 249V250H73ZM235 249V248H234ZM233 249V250H234ZM22 250H24V251H22ZM66 250V251H65ZM233 250H232V252H233ZM237 250H235V251H237ZM25 251H26V253H25ZM74 251H80V253L78 254V252H77V254H76V256H75V252ZM90 251V252H89ZM93 251H95V248H94V250ZM217 253H216V252ZM29 252H30V254H29ZM93 253V254H92ZM26 254H29L28 255V257H27V255ZM38 254V255H37ZM215 254H216V256H215ZM217 254H219L220 255V257H222V258H220L219 257V255H217ZM18 255H20V256H18ZM82 255V257H80ZM22 256H25V258H26V260L24 261V257H23V259L21 258ZM41 256V260H38L39 259V257ZM194 256L196 257V255L194 254L192 257L194 258ZM215 256V257H214ZM33 258L32 260H30L31 258ZM240 259H239V258ZM241 257H243L242 259H241ZM9 258H7L9 261H10V259ZM17 258V259H16ZM18 258H20V259H18ZM42 258L44 259V260H42ZM83 260H82V259ZM114 259H115V257H113ZM113 258H112V261L114 262L115 260H113ZM192 258V259H193ZM6 259V260H7ZM29 259V260H28ZM76 259V260H75ZM80 259V260H79ZM85 259H87V260H85ZM117 259H119V258H117ZM196 259V258H195ZM223 259V260H222ZM22 260H23V262H22ZM38 260V261H37ZM67 260H70V261H72V262H69V261H67ZM78 260V261H77ZM81 260H82V262L84 261V263H82L81 262ZM194 260V259H193ZM229 260V261H228ZM240 260V261H239ZM8 261V262H9ZM27 261V262H26ZM30 261V262H29ZM41 261V262H40ZM91 260H88V262H90ZM6 262L7 261H5V262H3V263H5L6 264ZM11 262L12 261H10L9 262V264H11ZM29 262V263H28ZM36 262V263H35ZM88 262H86L85 264H88ZM93 262V261H92ZM240 262V263H239ZM2 264V263H1ZM65 264V263H64ZM90 264H91V262H90ZM92 264H94V262L92 263ZM246 264V263H245Z\"/></svg>", "mask_w": 264, "mask_h": 264}, {"label": "bare ground", "instance_id": "2", "mask_svg": "<svg viewBox=\"0 0 264 264\" xmlns=\"http://www.w3.org/2000/svg\"><path fill=\"white\" fill-rule=\"evenodd\" d=\"M14 1V0H13ZM21 4H22V2H28L27 4H32V3H34V5H35V2H33L32 1V3H31V1L30 0H18ZM30 1V2H29ZM42 2L41 0H37L36 1V4H37V2ZM47 1V0H46ZM50 1H52V0H49V1H47V2H50ZM57 1H59V0H57ZM57 1H56V3H57ZM62 1H64V0H62ZM75 1H77V0H74V2ZM80 1H85V0H80ZM89 1V0H88ZM91 1V0H90ZM99 1V0H98ZM116 1V0H115ZM120 1V0H119ZM126 1V0H125ZM142 1H145V0H138V3H140V2H142ZM162 1V0H161ZM164 1H166V0H164ZM184 1H186V0H184ZM208 0H187V3L188 2H192V4H193V2L194 3H202V4H204V2H207ZM213 1V0H212ZM212 1H210V2H212ZM217 1H219V2H221V3H227L229 6H231V8H229V6L227 5V7L226 6H224V4L222 5V4H220L221 6H224V8L226 7L228 10H230V9H232V7H235V5L236 4H243V7H241V5H239V9H237L238 10V14H239V12H241L243 15H249V14H251L252 13V11L253 10H255V9H249V5H253L254 3H256V4H263L264 5V0H217ZM15 2V1H14ZM14 2H12V4L11 5H13V3ZM17 2V1H16ZM15 2V3H16ZM38 2V4H39V6H41L42 5V3H39ZM43 2H45V1H43ZM61 2V1H60ZM70 2H72V1H70ZM74 2H72V4L74 3ZM79 2V1H78ZM96 2V1H95ZM118 2V1H117ZM156 2H158L159 4H160V2H159V0H156ZM168 2V1H167ZM176 2H178V1H176ZM179 2H180V0H179ZM14 3V4H15ZM20 3H19V5H20ZM56 3H54V4H56ZM64 3H66L65 5L68 7V6H70V4L71 3H69V2H66V0H65V2ZM68 3H69V5H68ZM82 3H84V2H81V6L83 5ZM124 3H127V2H124ZM158 3H156V4H158ZM184 4L186 3V2H183ZM182 3V4H183ZM214 3H216V1L214 2ZM41 4V5H40ZM50 4V3H49ZM53 4V3H52ZM61 4L62 5H64L62 2H61ZM93 4V3H92ZM110 4H112V3H110ZM109 4V5H110ZM114 4H120V7H121V3H115L114 2ZM135 4V3H134ZM146 4V3H145ZM149 4V3H148ZM182 4H181V6H182ZM189 5L191 4V3H188ZM202 4H201V6H202ZM206 4V3H205ZM205 4L203 5V6H205ZM207 4H208V2H207ZM210 4H213V3H210ZM217 4H219V3H217ZM216 4V5H217ZM25 5V4H24ZM23 5V6H24ZM33 5V4H32ZM33 5V6H34ZM44 5H45V3H44ZM43 5V6H44ZM58 5H60L59 3H58ZM77 5V4H76ZM75 4H74V6H76ZM79 5H80V3H79ZM84 5H86V3H84ZM105 5V4H104ZM108 5V4H107ZM106 5V6H107ZM124 5H126V4H124ZM140 5H142V6H144V2L142 3V4H140ZM147 5V4H146ZM161 5V4H160ZM166 5H167V3H166ZM176 5V4H175ZM178 5V4H177ZM226 5V4H225ZM258 5V6H259ZM22 6V5H21ZM26 6V5H25ZM24 6V7H25ZM28 6V5H27ZM30 6V5H29ZM38 6V7H39ZM46 6V5H45ZM88 6H91V4H89ZM88 6H86V7H88ZM111 6V5H110ZM150 6V5H149ZM148 6V7H149ZM152 6H154V5H152ZM158 6V5H157ZM155 7V9H154V7H153V9H151V11H153L152 12V14H150V16L152 15L153 16V14H156L155 12H156V8L158 9V7ZM179 6H180V4L178 5V8L177 9H179ZM180 6V7H181ZM185 6H187V5H185ZM191 7H192V5H190ZM196 6V5H195ZM202 6V7H203ZM210 5L208 4V6L207 7H209ZM213 6V5H212ZM258 6H256V7H258ZM12 7H14V5L12 6ZM15 7H17L16 6V4H15ZM59 6H57V10L58 9H60V7L58 8ZM65 7V6H64ZM70 7H72V11L74 10V13L72 12V11H69V13L70 12H72V13H70V15L71 14H73V15H75L76 13V20L73 18V15L72 16H70V17H72V18H68L67 16H69L68 14L69 13H67V16L65 15L66 14V11H64V9L66 8H64L63 9V12H65V14L64 13H57L58 11L56 10V12H55V9H54V13H55V18L54 19H56V15H57V19H59L60 17H58L59 15L60 16H62L63 18H65V20H63L62 18H60L63 22H61V21H59V22H57L58 20H54L57 24L59 23V25H61V23H64V24H62L61 26H62V31H64V32H67V31H65L64 30V27L66 28L67 26H66V24H70V26H73L72 24H71V22L72 23H74V26L76 25H78L76 28H80L81 27V25H80V23L83 21V19L85 20V18H86V16H84V14L82 15L81 14V19H78L79 17H80V13H81V10H80V12L78 13V9H77V11L75 10V8L73 7V5L72 6H70ZM84 8H85V6H83ZM119 6H117V8H118ZM141 7V6H140ZM159 7H161V6H159ZM162 7H163V5H162ZM162 7L160 8V10L162 9ZM173 7H175L174 5L172 6V9H173ZM190 7V8H191ZM220 7V6H219ZM259 7H261V6H259ZM18 9H19V7H17ZM17 8H14L15 10H17ZM22 8L23 7H21L20 8V10H22ZM79 8V7H78ZM81 8V7H80ZM95 8V7H94ZM131 8V7H130ZM134 8H135V6H134ZM165 8V4H164V7H163V10H166V9H164ZM182 8V7H181ZM180 8V9H181ZM189 8V7H188ZM217 8H218V6H217ZM216 8V9H217ZM222 8V7H221ZM222 9V10H225V9ZM13 9V10H14ZM24 9V8H23ZM26 9V8H25ZM29 9V8H28ZM27 9V10H28ZM35 9V8H34ZM52 9V8H51ZM68 9V8H67ZM66 9V10H67ZM83 9V8H82ZM111 9V8H110ZM110 9H108V10H110ZM172 9H171V13L173 14L174 12H172ZM194 9V8H193ZM193 9H191L192 11H193ZM202 9H206V7L205 8H202ZM208 9V8H207ZM211 9V8H210ZM209 9V10H210ZM215 9V8H214ZM227 9H226V11H224L226 14H227ZM14 10V11H15ZM36 10V9H35ZM40 10H41V7H40ZM39 10V11H40ZM112 10H114L113 8H112ZM111 10V11H112ZM135 10H139L138 8H135ZM187 10V9H186ZM195 10V9H194ZM219 10V8L216 10V11H218ZM235 10V9H234ZM252 10V11H251ZM30 11H31V7H30ZM33 11V10H32ZM38 10H37V12L39 13H37L36 15H33L32 17H29V16H27V20H29V19H32V18H34V16L36 17V16H39L38 18H45V16H43V12L45 11V10H43L42 11V15L40 14V12H39ZM51 11V10H50ZM76 11V12H75ZM117 11V10H116ZM119 11V10H118ZM150 11V10H149ZM155 11V12H154ZM181 11V10H180ZM184 11V10H183ZM201 11V10H200ZM199 11V12H200ZM203 11H205V10H203ZM212 12L210 13V11H209V13L211 14V16H210V14H208V12H207V14H204V13H202V14H204L203 16L205 17V15H207L206 17H208V16H210L211 18L213 17L214 18V16H212V13H213V15H215L214 14V10H213V7H212V10H211ZM215 11V13H219V12H216ZM230 11H232V10H230ZM255 11H257V10H255ZM259 12H255L257 15L259 14V13H261L262 15H263V13H264V8H262V9H259L258 10ZM16 13H21V12H24V10L23 11H19L18 12V10L17 11H15ZM27 12V11H26ZM36 11H34V13H35ZM82 12H84L83 10H82ZM120 13H121V9H120V11H119ZM123 12V11H122ZM137 12V11H136ZM158 12H160V11H158ZM164 11H162L161 10V12L160 13H162L163 15H165L164 13H163ZM187 12H189V10L187 11ZM195 12H196V10H195ZM202 12V11H201ZM200 12V13H201ZM221 13H222V11H220ZM236 12V11H235ZM234 12V13H235ZM254 12V11H253ZM263 12V13H262ZM51 13H53L52 11H51ZM54 13L53 14H50V20H51V15H53L54 16ZM105 13V12H104ZM109 13H111L112 15H113V13H114V11H112V12H110L109 11ZM116 13V12H115ZM166 13V12H165ZM177 14H178V12H176ZM183 14V12H179V14ZM191 13H193V12H191ZM225 13H222V14H220L219 13V18H221V15L223 16H225L226 14ZM233 12H232V14H234ZM237 13V12H236ZM235 13V14H236ZM25 14V13H24ZM26 14H29V12L28 13H26ZM26 14H25V18H26ZM61 14H64V16L63 15H61ZM79 14V15H78ZM110 14V15H111ZM131 14V13H130ZM156 15V17L157 18H159L160 16H162L163 17V15ZM181 14H180V16H181ZM185 14V13H184ZM188 14V17H189V13H187ZM186 14V15H187ZM202 14H200V16H199V18L202 16ZM256 14H251L252 16H255ZM20 15V14H19ZM30 15V14H29ZM41 15V16H40ZM47 15V14H46ZM96 15V14H95ZM111 15V16H112ZM116 15V14H115ZM119 15V14H118ZM117 15V16H118ZM133 15H135V14H133ZM149 15V14H148ZM147 15V16H148ZM166 15H167V13H166ZM185 15V16H186ZM192 15V14H191ZM190 15V16H191ZM216 15H218V14H216ZM239 15H241V14H239ZM260 15V14H259ZM258 15V18L257 19H259L260 18V16ZM84 16V18H82ZM97 16H99V14H97ZM96 16V17H97ZM121 16V15H120ZM127 16H128V14H127ZM146 16V17H147ZM170 16H171V14H170ZM227 16V15H226ZM229 16H232V17H234L233 15H228V17ZM242 16V15H241ZM241 16H239L238 17V19H241L240 17ZM264 16V15H263ZM263 16H261V18L263 17ZM20 17H22L21 15H20ZM96 17H94L95 19H96ZM107 17V16H106ZM109 17V16H108ZM113 17H115V16H113ZM123 17V16H122ZM191 17H193V16H191ZM195 17V16H194ZM218 16H216L215 18H217ZM227 17V18H228ZM246 17V16H245ZM247 17H250V16H247ZM257 17V16H256ZM48 18V17H47ZM67 18V19H66ZM94 18H92V19H94ZM110 18V21L112 22L113 20H114V18L113 19H111V17H109ZM148 18H149V16H148ZM180 18V17H179ZM183 19H184V17H182ZM202 18V17H201ZM201 18H200V20H201ZM209 19L211 22H212V19ZM214 18V19H215ZM223 18V17H222ZM221 18V19H222ZM243 18V17H242ZM53 19V18H52ZM69 19V22L67 21ZM87 19V18H86ZM91 19V18H90ZM93 20L94 22H95V29L94 30H91V32H89L91 35L90 36H92V40H93V42L94 43H96L95 42V40L97 41V43L98 42H102V41H106V40H103L104 39V37H105V33H106V29H107V23H105L104 21H103V18L101 17L100 19L102 20V22H104V23H102V24H100V26L102 25V27H100L99 26V30H97L96 29V27L98 28V25L99 24H97V26H96V23H100L101 22V20H99L100 22H97L96 20ZM127 19V18H126ZM155 19V18H154ZM160 19H161V17H160ZM170 19V18H169ZM173 19H175V17H173ZM186 19V18H185ZM184 19V20H185ZM192 19V18H191ZM190 19V20H191ZM206 19V18H205ZM208 19V18H207ZM207 19H206V21H207ZM224 19H225V17H224ZM223 19V20H224ZM228 19H231V18H228ZM235 19H237V18H235ZM246 19H248V18H246ZM250 20H247V21H251L250 22V25L249 24H245L246 26H255V23H254V21H256L257 19L255 18H252L253 20H251V17L249 18ZM37 20V19H36ZM45 20H46V18H45ZM73 20V21H72ZM79 20H81V22L79 23ZM89 20V19H88ZM166 20H167V18H166ZM187 20H188V18H187ZM197 20H198V18H197ZM208 20V21H209ZM220 20V19H219ZM264 20V18H262V19H260V21H262V22H264L263 21ZM25 21V20H24ZM49 21V20H48ZM48 21L46 22V23H48ZM51 21H53V20H51ZM65 21H67V22H65ZM71 21V22H70ZM77 21H78V23H77ZM110 21H107L108 22V24H109V22ZM162 22V19L161 20H158V23L159 22ZM171 21H172V19H171ZM177 21V20H176ZM175 21V22H176ZM193 21V20H192ZM202 21V20H201ZM207 21V22H208ZM209 21V22H210ZM221 21V20H220ZM259 21V20H258ZM37 22V21H36ZM84 22V21H83ZM81 23V24H83L82 26H84V24H85V22L84 23ZM110 22V23H111ZM114 22H115V20H114ZM121 22H123V21H121ZM153 22H154V20H153ZM156 22V21H155ZM165 22V21H164ZM180 22H181V18H180ZM184 22V21H183ZM197 22V21H196ZM196 22L194 21V23L196 24ZM208 22V23H209ZM243 22V21H242ZM261 22V23H262ZM32 23V22H31ZM88 23H90V22H88ZM190 23V21L188 20V24ZM198 23V22H197ZM200 23V22H199ZM198 23V24H199ZM207 23V24H208ZM221 23H222V21H221ZM224 23V22H223ZM229 23V22H228ZM243 23H245V22H243ZM242 23V24H243ZM247 23V22H246ZM249 23V22H248ZM252 23V24H251ZM254 23V24H253ZM260 23V26L262 25H264V23L263 24H261ZM154 24V23H153ZM168 24H171V22L170 23H168ZM167 24V25H168ZM178 24H179V22H177V24L175 25L176 27L178 26ZM181 24V23H180ZM184 24V23H183ZM195 24H193V26L192 27H194V25ZM198 24H196V26L198 25ZM201 24H204V23H201ZM201 24L200 25H198V29L200 28L201 30H202V27H204V26H201ZM214 25V21L210 24V26L211 25ZM216 24H217V22H216ZM216 24H215V26H216ZM232 24V23H231ZM43 25H45V24H43ZM63 25H65V26H63ZM86 25V24H85ZM94 25V24H93ZM107 25V26H106ZM110 25V24H109ZM112 25V24H111ZM147 25V24H146ZM156 25V24H155ZM155 25H154V27H155ZM163 25H165L164 23H163ZM162 25V26H163ZM173 25V24H172ZM172 25H170V29H172L171 27H172ZM184 25H187L186 24V21H185V24ZM190 25H192V24H190ZM189 25V26H190ZM212 25V26H213ZM230 25V24H229ZM241 25V24H240ZM239 25V26H240ZM14 26V25H13ZM103 26H106V27H104V28H106V29H104L103 28ZM121 26V25H120ZM180 26V25H179ZM189 26H187V27H189ZM195 26V27H196ZM209 26V27H210ZM214 26V28L215 29H217L216 27ZM259 26V30H260V28H261V30L263 31V29L264 28H262V26L260 27ZM68 27H69V25H68ZM152 27H153V25H152ZM153 27V28H154ZM160 27V26H159ZM185 27V26H184ZM194 27V28H195ZM247 28V29H245V31H242V32H244L243 33V35H246L245 33L247 32V35L249 34V35H251L252 36V34H253V32L255 33V35H257V34H262V31H260V33H259V31H258V33L256 34V32H257V28ZM264 27V26H263ZM109 28V27H108ZM112 30H114L115 29V27H110ZM110 28H109V32H110ZM117 28V27H116ZM124 28V27H123ZM142 26H139L138 28H137V30L135 29V32H134V34H136L137 32H140L142 29ZM161 28H163V27H161ZM164 28H165V26H164ZM163 28V29H164ZM180 28H182V26H180ZM180 28H178L177 27V29H175L174 27H173V31H174V33L172 32V30L170 31L171 33H173V34H175V36H177L178 37V35H176V34H181V33H179V32H181L179 29ZM191 28V27H190ZM190 28H189V30H187V29H184V30H186V31H193V29H191L190 30ZM206 28V27H205ZM213 28V27H212ZM239 29H237V30H235L234 29V33L237 35V34H239V36H242V35H240V34H242V33H240V31L239 30H242V27H238ZM68 29H70V28H67V30ZM71 29H74V28H71ZM118 29V28H117ZM116 29V30H117ZM146 29V28H145ZM156 29H158V27H156ZM166 29V28H165ZM175 29V30H174ZM200 29L198 30V34H196L197 36L199 35L200 36V34H201V32H200ZM204 29V28H203ZM210 29H211V27H210ZM219 29V28H218ZM248 29H250V30H248ZM11 30V29H10ZM75 30L76 29H74V32H75ZM78 30V29H77ZM82 30H84V28L82 29ZM124 30V32H126L125 31V29H123ZM148 31H149V29H147ZM146 30V32H148ZM161 30V29H160ZM184 30L182 31V32H184ZM207 30H208V28H207ZM247 30V31H246ZM252 30V31H251ZM255 30V31H254ZM70 31V30H69ZM81 30H79V32H80ZM107 31V32H108ZM144 31V30H143ZM204 31H206V30H203V32L202 33H204ZM210 31H212V29L210 30ZM215 31V30H214ZM219 31V30H218ZM238 31H239V33H238ZM72 32H73V30H72ZM71 31H70V33H72ZM73 32V33H74ZM76 32H78V31H76ZM112 33L113 32H115V31H111ZM117 32L118 33H122V31H119V30H117ZM116 32V33H117ZM123 32V33H124ZM128 32V31H127ZM150 32V31H149ZM152 32V31H151ZM155 32V31H154ZM161 32V31H160ZM188 32V33H189ZM208 32V31H207ZM217 32V31H216ZM72 33V34H73ZM187 33V32H186ZM193 33H194V31H193ZM264 33V32H263ZM133 34V33H132ZM161 34V33H160ZM191 34H192V32H191ZM191 34H189V35H191ZM209 34H210V36H212V34L209 32ZM209 34H207V36H205V34H204V38L203 39H206L207 40V37L209 38L210 36H208ZM89 35V34H88ZM107 35V34H106ZM108 35H110V34H108ZM120 35V34H119ZM123 35H125V34H123ZM185 35H187V34H185V32H184V36ZM214 35V34H213ZM217 35V34H216ZM231 35L232 36H230L231 37V39H232V37L233 38H235L236 37V39L234 40V41H236V40H239V42H240V39L242 38V47L241 46H239L238 48L241 50V48H245L246 47V44H248V43H253L252 41L251 42H248V43H246L245 44V42H247L248 41V39H247V41H244L245 39L243 38V37H238V35L236 36V35H234L233 33H231ZM246 35V37L248 38V37H250V36H247ZM254 35V34H253ZM254 35V36H255ZM112 36H113V34H112ZM122 36V35H121ZM156 36V35H155ZM166 36V35H165ZM193 37H195V34L194 35H192ZM191 36V38H189V36L187 37V38H189V39H191V40H189L188 42L189 43H195V41L196 42H198L199 43V45L201 44V41L202 40H200L201 39V37H200V39L197 41V40H195V41H192V39H194L193 37ZM203 36V35H202ZM215 36V35H214ZM151 37H153L154 38V40H155V38H156V43L158 44L159 42H157L158 40H157V37H154V35L153 36H151ZM237 37H238V39H237ZM261 37H262V39H260V40H262L260 43H262L263 45H261L258 41H255V39H256V36L253 38V37H251L250 39H252L253 38V41H255V42H257V44L258 45H256V43H253V44H250V45H252L251 46V48H250V45H248V47L250 48L249 50L251 51L252 49L253 50H255V49H257V48H259V46L261 47L260 49H257V51H259L258 53L256 52V50L253 52L254 54H260V53H262L261 51H263L262 49H264L263 47H264V36L263 35H261ZM260 37V38H261ZM106 38V37H105ZM111 38V37H110ZM109 38V39H110ZM159 38H162V37H159ZM185 38V37H184ZM215 38V37H214ZM2 38H0V50H1V48L3 49V50H5L4 52H2L3 50H1L0 51V87L1 86H3V89H4V91H5V94H2L1 96H0V186H1V190H2V193H3V191H4V193H5V191H8L9 193H10V191H11V193L15 196V197H17L18 199L17 200H19V198H20V200L22 201V203L21 204H23V206L22 205H19V206H22V207H19L18 205H16V206H18V208H21L20 210H18V209H16L15 210V212H16V214H12V211L11 210H14V206L13 205H11V204H13V202L11 203V204H9V205H11V206H9L8 205V202H7V205L9 206V207H13V209H9L8 210V208L9 207H6L7 208V210H8V215H7V211L6 212H3L2 210H3V208H1L2 210H0V213H1V216H3L4 214H5V218H3V217H1L0 218V264L2 263V264H5V263H3V262H5V261H7L6 262V264H9V262L10 261H12L11 262V264H17V261L20 263V261L19 260H11L9 257H10V253H15L16 254V251L17 250H19V249H23V245H24V249L27 251V250H29V248L28 247H30V251L32 252L31 254L33 255V256H31V257H34V259H35V252L36 251H34L36 248H34V249H32L31 248V246H32V244L31 243H33V245H34V242H35V245H36V240L37 239H35V238H38V236H37V234L39 235L41 232L39 231V230H42V232H43V219L45 220V218H44V216H45V212L47 211H51V210H53V209H51L52 207V204H53V206L55 205L54 204V202H52L53 200H51V196H50V194L51 193H49V192H47V190H46V188H47V186H46V184L49 182V181H47V180H50L51 181V179H52V181L51 182H53V181H55V182H58L59 180L60 181H62V179H59L58 180V178H57V180L58 181H56V180H54L53 178H52V175H53V171H51V169L50 168H52V167H50V168H48L49 167V165H52L53 163L52 162H58V164H59V162H60V164H62L61 163V161H60V159H62V158H57V156H56V160L55 161H52V158L50 157V156H53V154H51V153H53V151L54 150H52V151H50L51 150V147L50 146H52V149L54 148H56L55 150L56 151H58L59 149H60V151H62V152H58L62 157H63V159L65 160V161H62V162H65L66 163V161H68V160H70L72 157V159L73 160H76L75 159V157H79V153H78V150L80 149V148H85V149H81V150H83V153L84 154H82L81 156L84 158L85 157V161L81 158H79L80 159V161L81 162H78V161H76V162H74L73 160V163H71L72 165L75 163V164H77L76 166H74V167H72V166H69V164H68V166L69 167H72V169L71 170H69V169H67V168H64V170H69L70 172L72 171H76V172H78L79 171V169L81 168V166H78L79 165V163L81 164L82 163V161H84V163L86 164H90L91 162L93 163V160H91V158L92 159H95V158H100L101 159V161L103 160V159H108L111 163L113 162L114 164H115V162L118 164L117 166H118V168L117 167H115V168H117V169H114V171H113V175H114V177H112V178H117L116 179V181L114 182V184L116 185V188H115V190H114V188H113V190H114V192L112 191V184L113 183H111V181L110 182H107V184H108V186H110L111 187V189H107L108 188V186H106L107 188H105V186H104V184H103V182H102V185H99L100 183L99 182H96V181H98L99 179H97L96 181L95 180H93L92 181V179L90 178V176L91 177H93L94 178V176H97V175H95L96 174V170H92V168L90 169L89 167H86V168H89V169H80V171L82 170V173L81 174H83L84 173V175H83V178H84V176H85V173H86V175H88V176H85V179L88 177V178H90V181L91 182H89V179H88V182L86 181V182H84V183H88V184H91L92 182H96V183H98V187L99 188H101V189H99L98 188V191H100L99 192V194H98V196L96 197V195H94L93 194V192H95V190H94V186H92V185H95L96 186V184L95 183H92L91 184V186L90 185H88L87 187H85V184H84V188H87V189H89V188H91V190H92V192L91 191H89V190H86V191H89L90 192V194H92L91 196H93L94 195V197H96V200H94L95 202V208H97V209H92L93 211V214H95L96 212L95 211H97L98 210V213H99V215H98V213H97V215L98 216H101V217H105V221L104 220H101L100 218L98 219V218H96V216L97 215H95V216H92L93 217V220L95 219V221H97L96 219H98V220H101L100 221V223H98V224H101V226H99L98 225V227L99 228H102V229H104L103 230V233H101L102 232V230L100 229V233L103 235H101L99 232H98V234L97 235H100V236H98V238L100 237V239H98L97 238V235H95L94 233V236H95V238L98 240L97 242H93L92 241V244H86L85 246H82V244L84 245V239L82 240V233H81V236H80V233H78L80 230H83L82 228H81V226L80 225H82L83 226V223H81L79 226L76 224V220L74 219L75 217H73V215L75 216V214L73 213V211L71 210V205L69 206H67V204H65V206H64V204L62 203L61 205H57V203L58 204H60L59 202H60V200H56V199H59L58 197H59V195H58V197H56V195H53V196H55V200L54 201H56L57 203H56V205H57V207L55 208L54 207V210L55 211H53V212H55V213H53L52 212V215H51V213H50V215L51 216H48V217H51V219L52 218H54V219H50V218H48V220H51L52 222L51 223H54L55 221V223H57L58 224V228H62L64 225H65V227H64V229L66 230L65 232H71V233H73L74 231V234H76V233H78V236H80L79 238H80V240H82V244H81V246L84 248L85 247V249H83L82 251H87V255H88V250H87V246H90V245H93V246H95V247H93V249L91 250V252H94V254L93 255H91V258L89 257V256H87V259L88 260H91L90 262H91V264L94 262V264H200V262H201V260H202V258L203 257H205L206 255H208V254H210V253H212L213 251H212V249L214 248V246L216 245V244H218L219 245V247L221 248L220 250H221V252H222V255L221 256H224V258H225V260H226V257L228 256V254L229 253H233L232 255H229V256H231V257H233V255H234V258L233 259H235V260H237V256H242L243 254H241V252L243 251H241V249H244V251L242 252V253H245V256L244 257H246V258H243V257H241V259L243 258V260L245 259V260H247V261H245V263L246 264H264V235H263V232H264V219H263V222H262V218H264V217H262L263 216V214H262V212H264L263 211V209L260 211V208H262L263 206H264V199H263V201H262V199L261 198H264V194L263 193H261L260 194V192H262L261 191V189L263 190V188H264V183H262L263 182V179H264V170H263V168H262V166L264 165L263 163H264V161H263V163L262 162H260L259 161V164H258V162L257 163H255V161L257 160V159H255L256 157H254V155L250 158L248 155H249V153H248V157L247 156H244L245 154H244V151H243V155H241L240 153H239V150H238V152L235 150V152L233 153V151H231V148L230 147H228L227 146V144L225 143L226 142V140H225V142H224V139H222V138H220L219 139V144L221 143L220 141H222L223 140V143L224 144H221L220 145V150L222 149V147H224L223 148V150L222 151H224L223 153L225 154V152L226 151H228V148H230V153H227L226 152V154H228V157L226 156V158H224V155H223V153H222V156H221V152L220 151H217V149H219L218 147H216V146H218V145H215L214 143H212V144H214L215 145V148L216 149H214V146L211 144L210 146V148L211 149H213V150H216L217 152V155H216V157L218 156V152H219V158H222L221 160H223V159H226V161H228L229 159L228 158H230L231 159V157H233V158H236L237 157V159H235V160H238V158H240L239 160H241V157H243V159L244 158H246L245 160H250V162L252 163V161L254 162V164H252V166H253V168H255L256 170L258 169L259 171H256L255 169L253 170V168H251V167H249V169H248V164L250 163L249 161V163L247 164L246 162H242V161H237V164H235L236 163V161L235 160H233V158H232V161L231 160H229L230 161V163L231 162H233V163H231L232 164V166H233V164L235 165V166H233V168L235 169L236 167V169H237V172L236 171H229L230 173H231V175L232 176H234V172H235V174H236V179L234 178V177H229L230 176V173L229 172H227L228 170L226 169V166L229 164V162L227 163L225 160H224V162H226V164L225 165H223L222 164V166H225V170H224V172H227L228 174H229V176H226V178L225 177H223V176H225V175H228V174H225L224 172H223V170H222V167H221V169H220V167L217 165V166H214V168L216 169H214L213 167H211L212 169H213V173H210V172H212L211 170L209 171V175H208V173L206 174V173H204V175H200L201 174V172L199 173V172H197V173H199V175L201 176V177H203V176H205L206 175V177H207V179L205 178V180L203 179V178H200V176L198 177V179H200V181H202L201 179H203L204 180V183L203 184H201L200 185V183H202V182H200V183H198V184H196V183H192V184H196L197 186H194V187H197V189H199L200 188V186H201V191L200 192H203V196H205L204 194L208 191V189H210L211 188V192L213 191V193H214V191H217V192H215L214 194H211V195H214V198L216 197V201L218 202V204H216V205H220L221 206V202H223V201H221V200H219L218 198H217V196H223V198H225V200L228 202V201H230V200H235V194H238L239 195V199L241 198V200H239L238 202H235V204L236 203H239L240 201L242 202H245L244 200H242L244 197L245 198H247V193H251V189L254 191H252L253 193H252V196H253V194L256 192V190L257 189H260V190H257L258 192H256L257 193V196H256V199H254V198H252L250 195V193L248 194L249 196V198H252L254 201H255V203L250 199L249 201H251L252 203V205L251 206H248V208H247V206H245V209L247 208L248 209V211H246L245 212V209H243V208H240V207H238V208H240V213L238 212L237 213V215L234 213V215H236V217H237V219L240 217L239 215H241V213H242V217H243V214H246V213H248V214H246V215H248V219H249V212H254L255 211V214H257V220L255 219V214H251L250 216H251V218H252V220H250L251 221V223L252 222H254V224L256 223L257 224V226H258V229H260V230H258V229H256L255 227V229H253V230H251L252 231V233L254 234V235H252L250 232L251 231H249L250 229H247L246 228V226L244 227V224H246L247 226H248V224H250V223H248L249 221L248 220H246L247 222L246 223H244V222H240L241 220H239L238 221V223H237V227H238V225H240L241 227L243 226V228L245 229V231L246 230H248V232H249V234H251L252 236H253V238L252 237H250V235H246L248 238L250 237V241L251 242H246L247 243V247H245V245L244 244H240V243H242V239H243V241H244V235L242 236V235H238L239 237L240 236H242V238H238V239H236V238H234L233 236H234V234H233V232L234 233H240V232H238L239 231V229H241L242 231L244 230V229H242V228H237V229H225V231H223V233H222V238H220V240H221V244H220V241H219V243H216V241L218 242V240L217 239H219L218 237L216 238V234L218 233H221V231L222 230H220V232L217 230L216 231V229L215 228H217L218 226H219V223H221V221H226L225 219H227V218H225L226 217V215H227V217H229V218H232V217H230V212H225V211H223V213L225 214V217H224V215L223 214H221L220 215V220L219 219H217L218 221H217V226L215 227H211V225L213 226V223L211 224V223H208L207 221L209 220V219H205V220H207V221H205V223H204V225L203 224H201V225H196L197 224V220L196 221H194V220H192V222H191V220H189L190 222H191V224L192 223H194V224H192V225H194V226H181V228L180 227H178L177 226V228L175 227H171L170 228V226H167V224L166 225H164L163 227H162V224L159 226V222H158V225L157 224H155L156 223V219H158V216H159V213H161V210L162 209H164V208H161V206L159 207V206H157V205H155L156 204V202L157 201H153L154 202V206H157V208H155V209H158V208H160L159 210H160V212L158 213V212H156L155 211V214L153 213V209H150V210H153V211H150V210H148L149 209V207L151 206H149V195L151 194V191L153 190H151L150 191V193H149V195H148V191H147V189H149V188H147L148 187V185H146L149 181H150V179H149V181L146 179L147 177L146 176H144V177H146V178H142L143 176H141V177H139L138 176V174H137V176H136V169H137V167H138V165L140 164V165H143L144 163H142L141 164V162L143 161H141L140 159L142 158V156H143V159L145 158L144 157V155H140L138 152H140V151H137V152H133V151H136V149L135 148H133V151H131L129 148H127V152L128 153H131L132 154V152H133V154L135 153V155H136V157H134L135 155H131L132 157H134V158H137L139 155V157L136 159V161L134 160V158H132L131 156L129 157L128 155H130V154H128L126 151L125 152H120V151H118L117 149H120L119 148V146H121V148H123V150L125 149L126 150V148H125V146H124V144L122 145V140H121V136H124L123 134H120L121 136H119V137H121V138H119L120 139V142L121 143H119V140H118V136L116 135L117 134V132L119 133L120 131H117L116 132V136L114 135L113 137H115V140H117L116 142L115 141H113V145H115V144H117V145H115V146H113V148L115 147V148H117V149H111L112 148V146H109V147H111L108 151H107V153L108 152H110V153H112L110 150H113V151H115L116 152V150H117V152H116V155H114L113 153L112 154H110V153H108L107 155H106V151H105V146H107V143L111 140H113V137H112V139H110L108 142L105 140V139H107L108 138V136L110 135L111 136V133H112V135L114 134V132L117 130H115V129H113V130H115V131H111V128H109L108 126H105V127H108V129L110 130V132H109V130L107 129V128H104V129H102V128H100L103 124H105V122H106V119H105V121H104V119H99L100 121H103V124L101 125V124H99L100 123V121L99 122H97V120L98 119H96L97 117L95 116V114L94 113H97L98 112V114L100 113V116L99 117H101V114H103V113H101L102 112V110H100V109H102V108H100V105L102 106V105H105V107L103 108V110L106 108H109L110 106H112L111 108H113V106L114 105H117L116 103H118L119 104V102H120V104L121 105H123V102L121 101V99H118V98H114L113 97V95L112 94H108L107 93V96L109 95V98H110V96L112 97V101H111V99H107L106 98V95L104 94V92H103V90L104 89H99V88H96L95 86H96V83H100V80L98 81V82H96L95 83V85H91V84H89V80H91V78L89 79V78H87L86 76H85V74H84V71L82 70V69H80L82 72H83V75L85 76H82V77H80V79L81 80H83V78L85 79V78H87V83L88 84H86V82H85V84H81V82H77V81H80V80H76V81H74V78H73V80L72 81H70L71 79H69L68 77V80L67 81H69L68 82V84H65V82H63V83H53V82H51V81H48L46 78H42L41 79V74L43 73L44 75H45V73L44 72H47V75H48V73H52L51 71H54L53 72V74H55L56 75V73H58L56 70H58V68H57V66L58 65H54L53 66V64H54V61H53V63H51L52 62V60H51V55H50V53H46V51H47V49H44V50H46L44 53L42 52V51H38V52H42L43 54H47L49 57H51L50 58V63H51V66H49L50 65V63L49 62H47L49 65H45L46 63H42V65L41 66H39V68H38V65H36L35 66V70L34 69H28L27 67H24L25 69H28V70H33L32 71V74H30L31 73V71H30V73H29V71H27V74L26 73H24V72H26L25 70L23 71L22 69H23V64H17V62L16 61H18V58L20 57L21 58V56H17L18 58H17V60H15V62H13V57L14 56H16V53L13 55V52H16L17 50V47L15 46L14 47V45H15V40L13 41V43L14 44H12V41L11 40H8V41H10V43L11 44H9L8 43V41H4L5 39H3V40H1ZM150 39V38H149ZM163 39H164V37H163ZM166 40H168L167 39V37L165 38ZM178 40V38L176 39V37L175 38H173L172 40ZM196 39V38H195ZM107 40H108V38H107ZM127 40V39H126ZM133 40V39H132ZM181 40H183L182 39V37L180 36V40H178V42H176V43H178V46L176 47V46H173V45H176V43H173V45H172V47H171V49L173 50L174 49V51H175V48L177 49V48H180V51L181 50H183V49H185V48H187L188 47V44L187 45H185V48L184 47H182V44L185 42H183V41H181ZM213 40V39H212ZM223 40V39H222ZM259 40V39H258ZM162 41V40H161ZM190 41H192V42H190ZM230 41H233V40H230ZM233 41V42H234ZM243 41H244V44H243ZM117 42V41H116ZM203 42V41H202ZM233 42H230V44L232 43V45H233ZM238 41H236L235 43H237ZM238 42V43H239ZM17 43V42H16ZM18 43H20V42H18ZM147 43V42H146ZM167 43V42H166ZM166 43H164V45H166ZM170 43H172V42H170ZM206 43V42H205ZM208 43V42H207ZM215 43V42H214ZM237 43V44H238ZM109 44V47L110 48H113L114 46H115V44H114V42H109L108 43ZM125 44H127V42L125 43ZM138 44H140V43H138ZM161 45H162V43H160ZM229 44V45H230ZM17 45V44H16ZM19 45V44H18ZM123 45V48H124V50L125 49H127L128 48V46L127 47H124V44H122ZM121 45V46H122ZM128 45V44H127ZM159 45V44H158ZM157 45V46H158ZM164 45H163V47H164ZM168 45H169V43H168ZM167 45V46H168ZM170 45V46H171ZM195 45V44H194ZM214 45V44H213ZM227 45V44H226ZM225 45V48L226 47H228V46H226ZM232 45H230L229 47H228V49L227 50H225L224 48V50H225V58H228V57H226V56H230V55H226L228 52H229V50L230 49H232V50H230L231 52L233 51V54L235 53L234 52V47L233 48H230ZM236 45V44H235ZM253 45H254V47H253ZM23 46V45H22ZM21 46V47H22ZM120 46V47H121ZM126 46V45H125ZM142 46V49H140V47ZM187 46V47H186ZM195 46H198L197 44L195 45ZM195 46H193V48L191 47V49H189V50H191L188 54H190L191 52H195V54H197V51H198V49L197 48H194ZM234 46V45H233ZM243 46H245V47H243ZM19 47H20V45H19ZM18 47V49H20ZM130 48H128L131 52H132V54H130L131 52L129 51V50H127L128 52H130L129 53V55L131 56L130 58H133V60L135 59L137 62H135V60H134V64H136V63H138V64H140V65H142V67L143 66H150V65H155V64H158V63H163V59L165 60V61H168V58H163V56H164V54L165 53H167L168 55H169V53L168 52H166L165 51V53L163 54V51H164V48L162 49V50H160L159 49V46H158V48L157 47H155V46H151V47H149V48H147V49H143L144 47H143V44H141L140 45V47H138L137 45H135V43H134V45L132 44L131 46H129ZM174 47V48H173ZM208 46H206V48H207ZM223 47H224V45H223ZM241 47V48H240ZM5 48H7V50H9L8 52H7V50L5 49ZM16 48V49H15ZM96 48V47H95ZM122 48V47H121ZM120 48V49H121ZM160 48H162V46L160 47ZM202 47H200V49H201ZM236 48V47H235ZM255 48V49H254ZM23 49V48H22ZM167 49V48H166ZM169 49V48H168ZM188 49H186L187 51H188ZM195 49V50H194ZM197 49V50H196ZM222 49V50H223ZM238 49V50H239ZM100 50V49H99ZM122 50V49H121ZM171 50V51H172ZM186 50H185V58H183L184 59V62H188V60H185V59H188V58H186V56H188V57H191L190 55H192V54H190V55H186ZM193 50V51H192ZM202 50V49H201ZM204 50H205V48H204ZM208 50V49H207ZM207 50H205L206 51V53H207ZM236 50V49H235ZM237 50V51H238ZM243 50V49H242ZM241 50V51H242ZM247 50H248V48H247ZM252 50V51H253ZM21 51V50H20ZM120 51V50H119ZM162 51V52H161ZM168 51V50H167ZM171 51H169V52H171ZM173 51V55L172 56H174L175 58L177 57V56H175L174 54H175V52ZM178 51H179V49H178ZM178 51H176V52H178ZM184 51V50H183ZM205 51H203L204 53H205ZM226 51H228V52H226ZM251 51V52H252ZM31 53H30V57L32 56L33 57V59H34V55H35V57H36V52L34 51V53H33V50L32 51H30ZM48 52V51H47ZM126 52V51H125ZM162 53V56H158L157 55V53ZM193 52V53H194ZM201 51H198V53H200ZM217 52V51H216ZM18 53H20V52H18ZM23 53V52H22ZM54 53V52H53ZM52 53V54H53ZM118 53V52H117ZM181 53V52H180ZM204 53H203V55H204ZM224 53H222V54H224ZM242 53V52H241ZM240 53V54H241ZM264 53V52H263ZM262 53V54H263ZM12 54V55H11ZM31 54H33V55H31ZM179 54V53H178ZM181 54H183V53H181ZM181 54H179V56L181 55ZM221 54V55H222ZM229 54H231V53H229ZM237 54V53H236ZM250 54H252V53H250ZM254 54H252V55H254ZM42 55V54H41ZM53 55H55V54H53ZM52 55V56H53ZM161 55V54H160ZM200 55H202V54H200ZM239 55V54H238ZM48 56H46V57H48ZM155 56V57H154ZM160 58V57H162L163 59L162 60H157V58L158 57ZM193 56V55H192ZM232 56H234V55H232ZM245 56V55H244ZM250 56V55H249ZM12 57V58H11ZM22 57H24V58H26L24 55L22 56ZM40 57V56H39ZM44 57V56H43ZM66 57H68L67 55H66ZM154 57V58H153ZM198 58L200 57V56H197ZM206 57H207V55H206ZM209 57V56H208ZM224 57V56H223ZM251 58H254L253 56H250ZM16 58V57H15ZM14 58V59H15ZM29 57H27V59H28ZM158 58V59H159ZM192 58V57H191ZM194 58V57H193ZM203 58V57H202ZM202 58H200L201 60V63H199V64H201V65H199V66H203L202 65V61H204L205 62V60H206V58H205V60H203ZM250 58V60H252ZM255 58H256V56H255ZM27 59H26V62H27ZM49 59V58H48ZM53 59V58H52ZM152 59V60H151ZM154 59V60H153ZM157 61H156V60ZM167 59V60H166ZM169 59H171V58H169ZM195 59L196 60H198L199 61V59H197L196 57H195ZM228 59H230V57L228 58ZM237 59V58H236ZM235 59V60H236ZM248 59V58H247ZM21 60V59H20ZM23 60H25V59H22V61ZM32 60V58L30 59V61ZM41 60V59H40ZM45 60V59H44ZM43 60V61H44ZM70 60V59H69ZM73 60V59H72ZM75 60V59H74ZM151 60V61H150ZM223 59L221 58V61H222ZM249 60V59H248ZM249 60V61H250ZM259 60V59H258ZM21 61V62H22ZM28 61H29V59H28ZM162 61V62H161ZM179 61H181V58H180V60ZM197 61V62H198ZM220 61V60H219ZM220 61V62H221ZM229 61H231V59L229 60ZM240 61V60H239ZM248 61V62H249ZM253 61V60H252ZM254 61H256V60H254ZM19 62V61H18ZM35 62V61H34ZM60 62V61H59ZM72 62V61H71ZM172 62H173V60H172ZM182 62V61H181ZM184 62L182 63V64H184ZM191 62V61H190ZM203 62V63H204ZM207 62V61H206ZM260 62H263V61H261L260 60ZM24 63V62H23ZM29 63V62H28ZM57 63V62H56ZM61 63V62H60ZM70 63V62H69ZM69 63H68V68H69V66L71 65H69ZM189 63V62H188ZM213 63V62H212ZM229 63V62H228ZM235 63V62H234ZM254 63V62H253ZM26 64V63H25ZM34 64V63H33ZM78 64H80V63H78ZM165 64V63H164ZM167 64V63H166ZM181 64V65H182ZM186 64V63H185ZM184 64V65H185ZM197 64V63H196ZM196 64H194V65H196ZM259 64V63H258ZM19 65H22L20 68L18 67ZM60 65V64H59ZM76 65V64H75ZM137 65V64H136ZM152 65V66H153ZM187 65H189V64H187ZM187 65H185V66H187ZM190 65H192L193 66V63H191ZM229 65V64H228ZM234 65V64H233ZM241 65V64H240ZM256 65V64H255ZM32 66V65H31ZM31 66H28V67H31ZM62 66V65H61ZM59 67L60 69H62V67ZM162 66V65H161ZM167 66V65H166ZM166 66H165V68H166ZM173 66V67H172ZM191 66V67H192ZM211 66V65H210ZM227 66V65H226ZM252 66V65H251ZM259 66V65H258ZM261 67L263 66L264 67V65H260ZM50 67V68H49ZM52 67V68H51ZM56 67V68H55ZM71 67V66H70ZM76 67V66H75ZM79 67H80V65H79ZM170 67H172L171 69H173V70H175V66L174 65H171ZM169 67V68H170ZM193 67H195V66H193ZM193 67H192V69H193ZM196 67H197V65H196ZM225 67V66H224ZM256 67H257V65H256ZM262 67V72H263V70H264V68ZM32 68V67H31ZM55 68V69H54ZM63 68H64V66H63ZM150 68V67H149ZM156 68V67H155ZM203 68V67H202ZM207 68V67H206ZM226 68V67H225ZM232 68H236L235 67V65H234V67H232ZM239 68H241V67H239ZM51 71H50V70ZM59 69V70H60ZM71 69V68H70ZM77 69V68H76ZM195 69V68H194ZM196 69H198V67L196 68ZM204 70H205V67L203 68ZM203 69H201L200 68V73H202L203 75H204V70ZM63 70V69H62ZM67 70V69H66ZM73 70H74V67H73ZM142 70H143V68H142ZM157 70V69H156ZM163 70H165V71H167L166 69H164L163 68ZM169 70V69H168ZM188 70V69H187ZM199 70V69H198ZM203 72H202V71ZM222 70H225V69H223L222 68ZM241 70V69H240ZM252 71H254V68L253 69H251ZM258 70V69H257ZM256 70V71H257ZM260 70V71H261ZM56 71V72H55ZM65 71V70H64ZM68 72H70L69 70H67ZM77 71L78 70H75V72H70L71 74H69L68 72H67V74H69V75H73L72 73H77ZM81 71H80V73H81ZM90 71V70H89ZM144 71H145V73L147 72L146 70H145V68H144ZM151 71L153 72V68L151 69ZM158 71H160V70H158ZM157 71V72H158ZM60 72V71H59ZM61 72H63V71H61ZM60 72V73H61ZM163 72V71H162ZM186 72V71H185ZM194 73H195V70L193 71ZM60 73H58L59 74V76L61 77L62 75L60 74ZM64 73V72H63ZM97 73V72H96ZM167 73H169V71L167 72ZM166 73V75H171L170 76V78L172 79L173 77H174V74H172V73H169V74H167ZM196 73H197V71H196ZM198 73H199V71H198ZM197 73V74H198ZM226 73V72H225ZM229 73H231V71L229 72ZM242 73H243V71H242ZM253 72H251V74H252ZM257 73V72H256ZM42 74V75H43ZM65 74H66V71H65ZM91 74H93L92 73V71H91V73L89 74V76L91 75ZM102 74V73H101ZM153 74H154V72H153ZM161 74V73H160ZM162 74H164V72L162 73ZM189 74V73H188ZM228 74V73H227ZM239 74V73H238ZM240 74H241V72H240ZM249 74H250V72H249ZM249 74H247V76L249 75ZM262 75H264L263 73H261ZM43 75V76H44ZM47 75H45V76H47ZM76 75V74H75ZM80 75V74H79ZM87 75V74H86ZM165 75V76H166ZM176 75V74H175ZM201 75V74H200ZM200 75H194L193 74V76L195 77H198V76H200ZM203 75H201V76H203ZM226 75V74H225ZM230 75V74H229ZM235 75V74H234ZM253 75V74H252ZM262 75H258V73H257V76H260L259 78L261 79V77L264 79V76H262ZM49 76H50V74H49ZM81 76V75H80ZM103 76V75H102ZM146 76V75H145ZM155 76H156V74H155ZM157 76H160V75H157ZM169 76H166V78H164V79H167L168 80V77ZM192 76V75H191ZM228 76V75H227ZM232 76V75H231ZM250 76L251 75H249V78H250ZM257 76H256V78H257ZM51 77V76H50ZM49 77V78H50ZM54 77V76H53ZM58 77V76H57ZM92 77V76H91ZM147 77V76H146ZM194 77H192L191 79H196V77L194 78ZM253 77H254V75H253ZM77 78V77H76ZM98 78V77H97ZM111 78H113V77H111ZM151 78H154V77H151ZM169 78V80L172 82L173 81V84H172V87H173V90H175L176 88H175V83H176V79H175V81H174V78H173V80H171ZM204 78V77H203ZM245 78H246V81H242V82H246V84L247 83H249L248 84V86L245 84V83H243L242 85L244 86V84H245V86H247L248 87V89H249V87H255L256 88V86H250L251 84V82H250V80L248 81V79H247V77L245 76ZM244 78V79H245ZM32 79H33V81H32ZM92 79H93V77H92ZM108 79V78H107ZM243 79V80H244ZM52 80V79H51ZM55 80V79H54ZM86 80V79H85ZM84 80V81H85ZM96 80V79H95ZM118 80V79H117ZM152 80V79H151ZM160 80V79H159ZM166 80V81H167ZM262 80V79H261ZM261 80H257V82L259 83ZM64 81V80H63ZM65 81H66V79H65ZM74 81V82H73ZM115 81V80H114ZM113 81V82H114ZM192 81V80H191ZM253 81H255V78L253 79ZM92 82V81H91ZM90 82V83H91ZM95 82V81H94ZM105 82H106V80H105ZM153 82V81H152ZM158 81H156V83H157ZM162 82H164V81H162ZM175 82V83H174ZM240 82V81H239ZM242 82H240V83H242ZM262 82V81H261ZM263 82H264V80H263ZM80 83V84H79ZM82 83H83V81H82ZM98 83V85H100ZM120 83V82H119ZM155 83V82H154ZM253 83H255V82H253ZM253 83H252V85H253ZM257 83V84H258ZM112 84V83H111ZM117 84V83H116ZM116 84H114V85H116ZM167 84V82H165V85H164V83L162 84L163 86H164V89L162 88V92L160 91L161 89V87L160 86H156L157 88H158V92L160 91L162 94H163V90H164V93L167 91V90H165V89H168V88H165V86L166 87H170L169 85L167 86L166 85ZM175 84V85H174ZM89 85V86H88ZM157 85V84H156ZM161 85V84H160ZM259 85V84H258ZM258 85H257V87H258ZM261 85V84H260ZM263 85L264 84H262V86L261 87H263ZM61 86V87H60ZM92 86V87H91ZM104 86H105V84H104ZM177 86V85H176ZM122 87V86H121ZM171 87V88H172ZM247 87H246V89L245 90H247ZM2 88V87H1ZM71 88H72V90H71ZM84 90H83V89ZM95 88L97 89L96 91H95ZM104 88V87H103ZM112 88V87H111ZM175 88V89H174ZM250 88V89H251ZM259 88V87H258ZM70 89V90H69ZM78 90V94L79 93H82V95L80 96H78V94H73L72 92H70V91H73V90ZM90 91V94H91V92L94 90L95 92H96V96L94 97L93 95V97H94V100H92V102L94 103V104H96V105H94V104H92V102H91V100L89 101V100H87V98L88 97H90V95H88L87 96V98H85V99H83V101L81 100V98H82V96L83 95H86L87 93V91L88 90ZM108 89H109V87H108ZM117 89V88H116ZM116 89H114V90H116ZM126 89V88H125ZM262 89V88H261ZM260 89V91H261V94H260V92L259 93H255V95L257 94V95H263V91H264V88H263V91ZM80 90H82V91H80ZM85 90H86V92H85ZM92 90V91H91ZM106 91H107V89H105ZM109 90H111V89H109ZM108 90V91H109ZM121 90L122 89H120L119 91L121 92ZM169 91H167L165 94H167L168 92V94H170V92H171V90L170 89H168ZM177 90V89H176ZM75 91V92H76ZM89 91H88V93H89ZM93 91V92H94ZM125 91H127V90H125ZM249 91V90H248ZM247 91V92H248ZM74 92V91H73ZM111 92V91H110ZM128 92V91H127ZM256 92H258L257 91V89H256ZM84 93H86V94H84ZM106 93V92H105ZM171 93H174L173 91L171 92ZM178 92L176 91V93H174V94H177ZM122 94H125L124 96L126 97V93H122ZM167 94V97L168 96H172V97H174L175 95L174 94H171V95H168ZM254 94V93H253ZM256 95V96H257ZM115 96V95H114ZM128 96H130V94L128 95ZM178 96V95H177ZM79 97V99H77ZM86 97V96H85ZM93 97H92V99H93ZM167 97H166V99H167ZM254 97V96H253ZM91 98V97H90ZM106 98V99H105ZM114 98V99H113ZM122 98H123V96H122ZM128 98V97H127ZM256 98H258V99H260L262 102H264L263 101V97H256ZM118 99V100H117ZM129 99H130V97H129ZM174 99V98H173ZM172 99V100H173ZM253 99V98H252ZM252 99H249L248 98V100H247V103H248V105H249V107L250 108H252L253 110V112H252V114L254 113V109L256 108L255 107V105H257V107L259 108V105H258V103H256L255 105H254V103L252 102ZM255 99V98H254ZM87 100V101H89L90 102V105H89V103L87 104H85L84 105V103H85V101ZM116 100H117V102H116ZM120 100V101H119ZM123 100H126V99H123ZM171 100V99H170ZM249 100H250V102H249ZM62 101L63 102H65V104H66V106L62 103ZM79 101V102H78ZM82 101V105L80 104V102ZM129 101V100H128ZM254 101V100H253ZM256 101V100H255ZM125 102V101H124ZM61 103H62V106L64 105L65 106V109H64V107H61L60 108V105H61ZM252 103H253V105H252ZM259 103H261V102H259ZM60 104V105H59ZM99 104V105H98ZM130 104V103H129ZM252 106H251V105ZM110 105V106H109ZM128 105V104H127ZM131 105V104H130ZM262 105L264 106V104L262 103ZM261 104H260V107L262 106ZM107 106V107H106ZM124 106V105H123ZM66 107H67V109H66ZM97 109H96V108ZM103 107V106H102ZM118 107H120V105H118ZM132 107V106H131ZM130 106H129V108H131ZM254 107V108H253ZM95 108V109H94ZM109 109V111L111 110V113H114V114H112V116H114L115 115V112H116V110H114V108L113 109ZM121 108H123V107H121ZM127 107H125V109H126ZM235 108V107H234ZM263 108V107H262ZM120 109V108H119ZM124 109V110H125ZM260 109V108H259ZM127 110H128V108H127ZM126 110V112L128 113L129 111H131L130 109H129V111H127ZM251 110V109H250ZM256 110H258L257 108H256ZM255 110V111H256ZM99 111H101V112H99ZM105 111V110H104ZM106 112L107 113V116H110V112ZM120 111H122V110H119V111H117V112H119V113H117V115L116 116H119V114H122L123 115V112L124 113H126L125 111H122V112H120ZM261 111H263V110H259V112L261 113ZM142 112L143 111H141L140 113L142 114ZM258 112V111H257ZM256 112V113H257ZM258 112V113H259ZM139 113V114H140ZM145 113V112H144ZM143 113V114H144ZM95 116L94 118L92 117L93 115ZM98 114H96L97 116H98ZM109 114V115H108ZM138 114V115H139ZM140 114V115H141ZM142 114V115H143ZM103 115H106V114H103ZM125 115V114H124ZM107 116H104V117H107ZM115 116V118H118V117H116ZM147 116V115H146ZM149 116V115H148ZM211 116V115H210ZM69 117H71V118H69ZM122 117V116H121ZM138 117V116H137ZM140 117H142V116H140ZM140 117H138V118H140ZM101 118H103V116L101 117ZM111 118H113V117H111ZM123 118V117H122ZM122 118H121V120H122ZM143 118H145V116L143 117ZM147 118V117H146ZM145 118V119H146ZM211 118H212V116H211ZM87 119V121H85ZM110 119V118H109ZM124 119V118H123ZM137 119V118H136ZM145 119H142V118H140V119H137L138 120V123H140L141 122V125H142V131H143V126H145V122H144V120ZM151 119V118H150ZM210 119V118H209ZM209 119H208V121H209ZM53 120V122H51ZM114 120V118L112 119V121H111V119H110V122H114L113 121ZM136 120V121H137ZM140 120V121H139ZM147 120V119H146ZM55 121V122H54ZM96 121V122H95ZM109 121V120H108ZM107 121V122H108ZM129 121V120H128ZM131 121V120H130ZM132 121H135V120H132ZM132 121L130 122L132 125H133V123H132ZM151 120H149V122H150ZM211 121V120H210ZM209 121V122H210ZM110 122H108L109 124H110ZM147 122V121H146ZM152 122H153V120H152ZM209 122H204L203 124H202V126L203 125H205L204 127H205V131H206V129H209L210 127H212L213 125H210V124H208ZM96 123V124H95ZM119 123H120V121H119ZM129 123V122H128ZM136 122H134V124H135ZM143 123H144V125H143ZM151 123V122H150ZM207 123V124H206ZM215 123V121L213 122V124ZM126 124V123H125ZM131 124H129V126H127V127H131L132 125ZM147 124H148V122H147ZM147 124H146V127H145V129H147V130H149V132L152 130V126L150 127V128H147L148 126H147ZM216 124V123H215ZM111 126H113V125H116V120H115V123H113V125L112 124H110ZM109 125V126H110ZM117 125H119L118 123H117ZM127 125V124H126ZM131 125V126H130ZM136 125H138L137 123H136ZM140 125V126H141ZM152 125H153V123H152ZM210 125V126H209ZM104 126V125H103ZM139 126V125H138ZM157 126V125H156ZM156 126L155 125H153V128L155 127L156 128ZM202 126H200L199 127V129L202 127ZM208 126V127H207ZM215 126V125H214ZM115 127V126H114ZM134 127H135V125H134ZM204 127H202V128H204ZM207 127V128H206ZM113 128V127H112ZM116 128V127H115ZM122 128V127H121ZM137 128V127H136ZM136 128H134V129H136ZM139 128H141V127H139ZM245 128V127H244ZM138 129V128H137ZM136 129V130H137ZM104 130V131H103ZM120 130V129H119ZM125 130H127V129H125ZM147 130H145V134L144 135H147V136H145L144 137V135L142 136V137H144L146 140L148 139L147 137L149 136H152V134L154 133V131L153 132H151V133H149V134H151V135H149V134H147L148 132H147ZM128 131V130H127ZM130 131V130H129ZM138 131V130H137ZM201 131H202V129H201ZM53 132H58V133H60V134H58V133H56V134H54ZM123 132V131H122ZM121 132V133H122ZM197 132H199V131H197ZM203 132V131H202ZM109 133V134H108ZM131 133V134H130ZM130 133H129V135H131L130 137L134 140V141H132V140H130L129 138H127V139H129L127 142H128V146L131 148V142H133V144L135 145V144H137V143H139V146H141V138L140 139H138L139 137H140V135L137 137L136 136V141H135V139H134V136H132V133H133V135H134V133H136V132H132V130L130 131ZM139 133V132H138ZM143 132H141L140 134H142ZM98 134H100V135H102V136H100V135H98ZM200 134V133H199ZM202 134V133H201ZM201 134L199 135L200 137H201ZM206 134V133H205ZM128 135V134H127ZM178 136V135H177ZM193 136V135H192ZM192 136H191V138H192ZM100 137H102V138H100ZM155 137V136H154ZM153 136L152 137H150V139L152 138H154ZM182 138L183 139V137L180 135L179 136V138ZM187 137H190V136H187ZM186 137V138H187ZM203 137H204V132H203ZM124 138V137H123ZM180 138V139H181ZM185 138V139H186ZM197 137H195V139H196ZM214 138H216V137H214ZM223 138H225V139H231L230 141H234V137H231V136H229L228 138H226V137H223ZM145 139H143V141H145ZM177 139H178V137H177ZM180 139H178V141H180ZM188 139V138H187ZM186 139V140H187ZM202 139V138H201ZM56 140H59V141H56ZM77 140V141H76ZM124 140V139H123ZM138 140V141H137ZM149 140V139H148ZM175 140V139H174ZM186 140H182L183 142H185L186 143ZM193 140V139H192ZM204 140V139H203ZM211 140V139H210ZM215 140V139H214ZM237 140V139H236ZM236 140L234 141V143H235V145H236ZM62 141V142H61ZM154 141V140H153ZM153 141H150L149 140V142H153ZM182 141H181V143H182ZM190 141V140H189ZM195 141V140H194ZM196 141H197V139H196ZM230 141H229V144H230ZM59 142V143H58ZM74 142H76L75 144L77 145V147H75V145H73V143ZM135 142V143H134ZM145 142H148V141H145ZM149 142L147 143V145L149 144ZM177 141H175V143H176ZM228 142V141H227ZM56 143H58L59 145L61 144V145H63V143H64V146L65 147H68V151H64V150H61V149H63V147H60L59 149H58V144L56 145ZM79 145H78V144ZM154 143V142H153ZM160 143V142H159ZM164 143V142H163ZM179 143V142H178ZM180 143V146H182L183 147V144H184V147L186 146V147H188L189 148V146L188 145H186L185 143H183V144H181ZM190 143V145H191V142H189ZM193 143V142H192ZM197 143H199V141L197 142ZM200 143H202V146H203V144H204V142H200ZM199 143V144H200ZM218 143V142H217ZM233 143V144H234ZM66 144V145H65ZM130 144V145H129ZM132 144V145H133ZM144 144H146V143H144ZM155 144H156V142H155ZM167 144V143H166ZM188 144V143H187ZM210 144V143H209ZM228 144V145H229ZM54 145H56L55 147H54ZM60 145V146H61ZM73 145V146H72ZM109 145H110V142H109ZM111 145H112V143H111ZM133 145V146H134ZM143 145V144H142ZM157 145H159V144H157ZM171 145V144H170ZM175 145V144H174ZM174 145H172V146H174ZM176 145H177V143H176ZM194 144H192V146H193ZM224 145V146H223ZM232 145V144H231ZM231 145H229V146H231ZM235 145H233V146H235ZM244 145V144H243ZM117 146V147H116ZM123 146V147H122ZM152 146V145H151ZM154 146V145H153ZM168 146V145H167ZM198 146V145H197ZM208 145H207V143H206V146H204V148L205 147H207ZM226 146V147H225ZM239 146H240V144H239ZM237 147L238 149H240L241 150V148L240 147ZM248 146V145H247ZM108 147V148H109ZM135 147V146H134ZM136 147H137V145H136ZM146 147H149V146H146ZM157 146H155V147H153V148H156ZM179 147V146H178ZM177 147V148H178ZM186 147H185V149H186ZM191 147V146H190ZM199 147V146H198ZM213 147V148H212ZM228 147V148H227ZM232 147V146H231ZM236 147V146H235ZM234 147V148H235ZM242 147V146H241ZM46 148V149H45ZM47 148H48V150H47ZM140 147H138V149H139ZM152 148V147H151ZM166 148V147H165ZM165 148H162V151H161V153H163V152H165L166 153V151H164L165 150ZM171 148V147H170ZM187 148V149H188ZM194 148V147H193ZM200 148V147H199ZM208 148V147H207ZM206 148V149H207ZM209 148V149H210ZM253 148V147H252ZM64 149H67V148H64ZM128 149L131 151V152H129L128 151ZM143 149V151H144V147L142 148ZM167 149H168V147H167ZM166 149V150H167ZM176 149V148H175ZM182 149H184V148H182ZM182 149H180V150H182ZM206 149H205V151H206ZM227 149V150H226ZM46 150V151H45ZM87 152H85V151ZM141 150V149H140ZM170 150V149H169ZM173 150V149H172ZM176 150H179V149H176ZM179 150V151H180ZM192 150H194V149H192ZM196 150V149H195ZM245 150V149H244ZM55 151V152H56ZM63 151L65 152V154L63 153ZM179 151H178V153H179ZM182 151H185V150H182ZM187 151V150H186ZM200 151V150H199ZM204 151V152H205ZM118 152H119V154H118ZM207 152V151H206ZM206 152L204 153L205 155H206ZM211 152V151H210ZM229 152V151H228ZM63 153V154H62ZM81 153V152H80ZM137 153V154H136ZM145 153V152H144ZM165 153H163L162 155L164 156V154ZM168 153H169V151H168ZM181 153V152H180ZM183 153V156L186 158V155H187V157L188 156H194V155H192L191 154V151H190V154H189V152H182ZM185 153V154H184ZM192 153H194V151L192 152ZM213 153H215V152H213ZM233 153V154H232ZM236 153H238V154H236ZM55 154V153H54ZM58 154V155H59ZM119 156H118V155ZM121 154H122V156L123 157H121ZM126 154V156H127V158H126V156H124V155ZM139 154V155H138ZM146 154V153H145ZM172 154V153H171ZM195 154V153H194ZM203 154V153H202ZM252 154H253V152H252ZM60 155L58 156V157H60ZM112 155H114V157H116V156H118V161H117V159L116 158H114V157H112ZM178 155H180V154H178ZM177 155V156H178ZM210 155V154H209ZM238 155H239V157H238ZM107 156H109V157H107ZM146 156H147V154H146ZM159 156H161V155H159ZM161 156L165 161H163V159L161 160V157H159V159L161 160V163L163 164H167V165H170L171 163H169L168 161L169 160H166V159H168V155L167 156ZM171 156V155H170ZM221 156V157H220ZM231 156V157H230ZM236 156V157H235ZM55 157V156H54ZM65 157V158H64ZM91 157V158H90ZM119 157H121V158H119ZM167 157V158H166ZM180 157V156H179ZM178 157V158H179ZM184 157H182V158H184ZM216 157H215V159H216ZM254 157V158H253ZM86 158H87V160L89 159V160H91V161H87L86 160ZM97 158V159H98ZM124 158V159H123ZM126 158V159H125ZM129 158H131L132 160H130ZM146 158H148V157H146ZM175 158V157H174ZM173 158V159H174ZM177 158V159H178ZM184 158V161L185 162H183V163H188V162H186V160L187 159H185ZM248 158V159H247ZM260 158V156H258V160H260L259 159ZM51 160L52 162H50L51 164H49V165H47L48 164V162H47V160ZM151 159V158H150ZM158 159V160H159ZM190 159H193L192 157L190 158ZM189 159V160H190ZM203 159V158H202ZM201 159V160H202ZM205 159V158H204ZM203 159V160H204ZM214 159V161H217V160H215ZM264 159V158H263ZM48 160V161H49ZM59 160V161H58ZM125 160H126V162H125ZM137 160H139V161H141L140 163H138L137 162ZM149 160V159H148ZM153 160V159H152ZM159 160V161H160ZM176 159H174V161H175ZM200 160V161H201ZM202 160V163L203 164H205V166L203 165L202 167H204V170L202 171L201 169V171L202 172H205L206 171V169L205 168H207V169H210V167H206V164L208 163V166H211L210 165V161H207L206 163H204V161H206V160H204L203 161ZM71 161V162H72ZM87 161V162H86ZM95 161V160H94ZM107 161V160H106ZM130 161V162H129ZM146 161V160H145ZM150 161V160H149ZM167 161V162H166ZM173 161V162H174ZM179 161V160H178ZM261 161H262V159H261ZM133 162V163H132ZM135 162V163H134ZM155 162V161H154ZM194 161H191L190 162V166H192V163H193ZM242 165V163H243V165L242 166H244L246 169H248L249 170V172H250V170H251V172L253 173V171H256L255 173H259L261 170V172H263V173H261V174H259L258 175V173H257V175H258V177H260V176H263V179H262V181H261V178L259 179L260 181H261V184L259 185V183L260 182H258L259 180L257 179V181L254 179V181L252 182V183H248V182H246V183H248V186H249V188H247V189H245V187L246 186H244V185H242V183L240 184V183H238L239 184V186H244V188L243 187H241L242 189H240L239 188V191H238V187L239 186H235V184H234V182L231 180V181H229V179L231 178V179H235L237 182L241 179V177H239L240 175H241V173L243 172V171H245V174H248V173H246L247 171H246V169H244V167H242V168H240V169H242L241 171H240V169H238V166L240 165L239 163ZM84 163H82V165H84ZM95 163V162H94ZM102 163H104L103 165H104V167H105V160L102 162ZM107 163V162H106ZM111 163H109L108 162V164H111ZM128 164L129 163V165H126V164ZM149 163V162H148ZM153 163V162H152ZM155 163H157V162H155ZM182 163V162H181ZM215 163V162H214ZM221 163V162H220ZM246 163V165H247V167H246V165H244ZM250 163V164H251ZM57 164V163H56ZM56 164L55 165H53V167L54 168H58V167H61V166H58V167H56ZM59 164V165H60ZM100 164H101V162H99V165H98V167L100 166ZM136 164V165H135ZM138 164V165H137ZM150 164V163H149ZM159 165H160V163H158ZM158 164H156L157 166H158V168H157V170L158 169H160V172H163V171H165V173L164 174H167L168 172H166V170L168 169V168H166V169H164L163 171H161L162 170V168H160V166L158 165ZM179 165H180V163H178ZM194 165H193V167L194 166H196L197 165V163H193ZM255 164H257V165H255ZM63 165V164H62ZM66 164H64V166H65ZM103 165H101L102 167H103ZM116 165V164H115ZM213 165V164H212ZM238 165V166H237ZM240 165V166H241ZM260 165H262V166H260ZM46 166H48V167H46ZM84 166H87V165H84ZM94 166V164H92V166H91V164H90V167H93ZM110 166V165H109ZM109 166H107L106 165V167H108V168H110ZM147 166V163L145 164V166H143V168H145ZM150 166H151V164H150ZM175 166V165H174ZM182 166V165H181ZM180 166V167H181ZM187 166H188V164H187ZM187 166H185V167H187ZM258 166V167H257ZM66 167H67V165H66ZM101 167V168H102ZM103 167V168H104ZM114 167V166H113ZM140 167V166H139ZM152 167V166H151ZM155 167V166H154ZM171 167H173L172 165H171ZM177 167V166H176ZM175 167V168H176ZM184 167V168H185ZM197 167L198 166H196V169H197ZM230 167H231V165L229 164L228 165V168H229V170H230ZM260 167H261V170H260ZM147 168V167H146ZM150 168V167H149ZM164 168V167H163ZM177 168H179V167H177ZM199 168V167H198ZM251 168V169H250ZM106 169V168H105ZM104 169V170H105ZM148 169V168H147ZM147 169H142V170H147ZM190 169H192V171H194V169L193 168H190ZM189 169V170H190ZM217 169H219L220 171H218ZM235 169V170H236ZM50 170V171H49ZM58 171L57 172H55V174L54 175H58L59 174V172L60 173H64V171H61V170H63L62 168L60 169V171H59V169H57ZM67 170L65 171V172H67ZM78 170V171H77ZM89 170H92L93 171V173L91 172V171H89ZM169 170V169H168ZM178 170V169H177ZM183 170V169H182ZM221 170H222V174L221 175H223V174H225V175H223V176H221V175H219L220 173H221ZM227 170V171H226ZM56 171V170H55ZM86 171V172H85ZM149 171V170H148ZM148 171H146L147 173H149ZM179 171V170H178ZM185 171V170H184ZM188 171V170H187ZM198 171V170H197ZM208 171V170H207ZM94 172H95V174H94ZM98 172V171H97ZM105 172V171H104ZM189 172H191V171H189ZM188 172V173H189ZM249 173V177H248V179L249 178H251V180H253L252 179V177H254L255 175H253L252 173ZM58 173V174H57ZM68 173V172H67ZM79 173V172H78ZM79 173V174H80ZM102 173V172H101ZM109 173V172H108ZM158 173V172H157ZM193 173V172H192ZM196 173V172H195ZM215 173H219L218 174V176H219V178H218V176H217V174H216V176H215ZM66 174V173H65ZM65 174H64V177H65ZM81 174L79 175L80 177H81ZM91 174V175H90ZM92 174H94V176H92ZM142 174V173H141ZM153 174H155L154 172H153ZM160 174L161 173H158V175L157 176H155V177H157L158 179L160 178ZM170 174H172V172L170 173ZM169 174V175H170ZM174 174V173H173ZM182 174V173H181ZM194 174V173H193ZM203 174V173H202ZM213 174V175H212ZM245 174H243V178H242V180H245ZM53 175V176H54ZM69 175L70 174H68V176H66V177H69ZM71 175H74L75 176V174H71ZM70 175V176H71ZM111 175H112V173H111ZM144 175V174H143ZM162 175V174H161ZM180 175V174H179ZM192 175V174H191ZM196 175V174H195ZM194 175V176H195ZM211 175H212V177L213 176H215V177H213L214 179H216V183H215V181H214V179H210L211 180V182L212 183H214V184H216V186L214 185V184H212L211 183V185H210V182H209V176L211 177ZM238 175V176H237ZM252 175V176H251ZM46 176H47V180H46ZM49 176V177H48ZM59 176H61V174H59ZM104 176V175H103ZM153 176V175H152ZM166 176V175H165ZM165 176H161V178L162 177H165ZM175 176V175H174ZM178 176V175H177ZM185 176V175H184ZM221 176V177H220ZM56 176H54V178H55ZM65 177V178H66ZM98 177V176H97ZM154 177V176H153ZM168 177V176H167ZM171 177V176H170ZM173 177V176H172ZM180 177V176H179ZM227 177H229L228 179H227ZM240 179H239V178ZM50 178V179H49ZM61 178V177H60ZM73 178V177H72ZM103 178H105V177H103ZM182 178V177H181ZM184 178V177H183ZM182 178V181H186L185 179H183ZM188 178V177H187ZM192 178V177H191ZM196 178V177H195ZM224 180H227V182H231V184H230V186L228 185V184H226L225 186H223V187H221V188H219V186H220V184H221V180L223 181V179ZM246 178H247V175H246ZM68 179V178H67ZM71 179V178H70ZM80 179H82V178H80ZM79 179V180H80ZM146 180L145 181V183L146 184H144L143 183V181L144 180ZM153 179V178H152ZM157 179V180H158ZM219 179H221V180H219ZM238 179V180H237ZM248 179H246V180H248ZM66 180V179H65ZM72 180V179H71ZM107 180V179H106ZM162 180H164V179H162ZM193 180V179H192ZM195 180H197V179H195ZM245 180V181H246ZM47 181V182H46ZM83 181V180H82ZM81 181V182H82ZM100 181H101V178H100ZM188 181V180H187ZM191 181V180H190ZM198 181V180H197ZM220 181V183H218V182ZM241 181V180H240ZM250 181V180H249ZM63 182V181H62ZM69 182H72V181H69ZM69 182L67 181V183L69 184ZM79 182V181H78ZM77 181H76V183H78ZM155 182H157L156 180H155ZM159 182H160V184H162V182L164 183V181H160V179H159V181H158V183L157 184H159ZM206 182V183H205ZM209 182V185L207 186V183ZM226 182V181H225ZM232 182H233V184H232ZM251 182V181H250ZM256 182H258V184H257V186H255L256 184L255 183ZM64 183V182H63ZM62 183V184H63ZM109 183H111V184H109ZM154 183V182H153ZM181 183V182H180ZM236 183V182H235ZM255 184V185H253L252 186V184ZM50 184V183H49ZM48 184V185H49ZM55 184H58V183H55ZM82 184V185H83ZM106 184V183H105ZM113 184V185H114ZM151 182H150V186H151ZM160 184H159V186H160ZM184 184L185 183H183V186H184ZM187 184V187L186 188H188V190H190V191H192V189H190L189 188V186H188V183H186ZM190 184V183H189ZM206 184V185H205ZM218 184H219V186H218ZM224 184V183H223ZM223 184H221V185H223ZM237 184V183H236ZM237 184V185H238ZM244 184V183H243ZM251 184V185H250ZM51 185V187H49V189H51L52 188V186H53V190H54V188H56V186L54 187V185H52V184H50ZM60 185V183L58 184V186ZM71 185H73L72 183L70 184V189H71ZM74 185H76V184H74ZM80 185V184H79ZM138 185H141V187L140 186H138ZM144 185V186H143ZM182 185V184H181ZM180 185V186H181ZM207 186L208 188H206V187H204V186ZM214 185V186H213ZM232 185V186H231ZM247 185V184H246ZM57 186V187H58ZM64 186H65V188H64ZM64 186H62L61 187V189H62V191H64V192H67L66 190V187H68L67 186V184H65ZM101 186V187H100ZM103 186H104V188H103ZM145 186H147L146 188L147 189H144V187ZM156 186H158V185H156ZM164 187L165 185H161L160 187H157V191H160V192H157L156 194H158V193H163V188H161V187ZM179 186V187H180ZM183 186H181V189H182V187ZM199 186V187H198ZM213 186V187H212ZM227 186H228V188H227ZM247 186V187H248ZM255 186V187H254ZM260 186V187H259ZM68 187V188H69ZM77 187V186H76ZM82 188H83V186H81ZM81 187H80V189H81ZM93 187V188H92ZM109 187V188H110ZM113 187H115V186H113ZM138 187H140V189H141V192H139V191H136V190H138ZM152 187V186H151ZM151 187H150V189H151ZM190 187H193V185L192 186H190ZM210 187V188H209ZM215 187V188H214ZM218 187V188H217ZM224 187H225V189H227V190H229V188H231L230 190V192L229 193H225V194H227V196L229 197V195L228 194H233V193H235L232 197H229V198H231L230 200H228V197H226L225 196V194L223 193V190H225L224 189ZM250 187H252V188H250ZM257 188V189H255L254 190V188ZM259 187V188H258ZM136 188V189H135ZM154 188V187H153ZM165 188V187H164ZM202 188H204V190H205V188H206V190L204 191ZM233 188V189H232ZM61 189H59V190H61ZM72 189H73V187H72ZM74 189H75V187H74ZM73 189V190H74ZM103 189H105V190H103ZM144 189V190H143ZM155 189V188H154ZM181 189H180V191H181ZM212 189H214V190H212ZM223 189V190H222ZM236 189H237V192H236ZM246 191H245V190ZM57 190H58V188H57ZM69 190V189H68ZM82 190V189H81ZM94 190V191H93ZM146 190V191H145ZM183 190H185V189H183ZM182 190V192H184ZM203 190V191H202ZM219 190L221 191V192H219ZM227 190H225V191H227ZM242 190V191H241ZM61 191V192H62ZM165 191H166V189H165ZM168 191V190H167ZM175 191V190H174ZM194 191H198V190H196L195 188H194ZM234 191V192H233ZM8 192H6L5 194H8ZM61 192H60V194H61ZM79 192H81V193H78L77 194V196L76 197H80V199H81V197L82 196H80V195H83L84 193H85V191H79ZM153 192V191H152ZM186 192H187V190H186ZM199 192V191H198ZM197 192V193H198ZM205 192V193H204ZM210 192V193H211ZM228 192V191H227ZM240 194H239V193ZM243 192H245V194L243 193ZM264 192V191H263ZM53 193V192H52ZM59 193V192H58ZM57 192H56V194H58ZM63 193V192H62ZM83 193V194H82ZM97 193V192H96ZM153 193H155V191L153 192ZM169 193H171V192H169ZM194 193V192H193ZM196 193V192H195ZM194 193V194H195ZM208 193H209V191H208ZM208 193H206L207 195H206V197H207V199L208 198H210V194H208ZM221 193H222V195H221ZM259 193V194H258ZM53 194H55V192L53 193ZM72 194H73V192H72ZM88 193H86V195H84V198H82L81 200H83L84 202H85V198L86 199H90V195L88 194ZM183 194V193H182ZM200 194V193H199ZM220 194V195H219ZM224 194V195H223ZM9 195H11V194H9ZM47 195H49L50 196V198H49V196H47ZM68 195V194H67ZM159 195V194H158ZM158 195H156L155 197V199H153V200H157V196ZM165 195H167L166 193H165ZM172 195V194H171ZM170 195V196H171ZM183 195H186V194H183ZM240 195H243V197H240ZM256 195V194H255ZM260 195V196H259ZM5 196V195H4ZM7 196V195H6ZM5 196V197H6ZM12 196V195H11ZM65 196V195H64ZM72 196V195H71ZM90 196V197H89ZM151 196H152V194H151ZM150 196V201L152 200L151 198L153 197H151ZM164 196V195H163ZM163 196H159V198H158V201H159V199L161 198V197H163ZM190 196H191V194H190ZM209 196V197H208ZM231 196V195H230ZM237 196V195H236ZM13 197V196H12ZM46 197H48V198H46ZM73 197V196H72ZM94 197H92V199L94 198ZM166 197V196H165ZM167 197H168V195H167ZM14 198V197H13ZM60 198H63V197H60ZM65 198H67V197H65ZM68 198H69V196H68ZM75 198V197H74ZM189 198V197H188ZM213 198V196H212V199H214ZM219 198H221V197H219ZM12 199V198H11ZM46 199H48V200H46ZM64 199V198H63ZM72 199V198H71ZM78 199V198H77ZM79 199V200H80ZM92 199H91V201H92ZM164 199V198H163ZM170 199V198H169ZM205 199V198H204ZM206 199V200H207ZM236 199H238L237 197H236ZM248 199V198H247ZM247 199H246V203H247ZM88 200H86V202H85V204L86 203H89V202H91L90 200H89V202H88ZM167 200H168V198H167ZM171 200V199H170ZM181 200V199H180ZM200 200H202V198L200 199ZM210 200H211V198H210ZM215 200V199H214ZM214 200H212L213 202H214ZM224 200V202L226 203V201ZM234 200H233V202H234ZM259 200H261L262 201V203H261V201H259ZM9 201V200H8ZM13 201H15V200H13ZM24 201V202H23ZM46 201H48L49 202V206L50 207H48V202H46ZM164 201H166V199L164 200ZM185 201V200H184ZM189 201H192V198L190 197V200ZM209 201V200H208ZM214 202V203H217V202ZM221 201V202H220ZM235 201H237V200H235ZM259 203H258V202ZM19 202V201H18ZM18 202H16V203H18ZM80 202V201H79ZM140 202L141 203H143V204H140ZM152 202V201H151ZM160 202H161V200H160ZM169 201H167L166 202V205H169V204H167ZM195 202V201H194ZM9 203H10V201H9ZM158 203V202H157ZM162 203V202H161ZM196 203H198V202H196ZM209 203H211L210 201H209ZM208 203V204H209ZM225 203H222V204H224L225 205V208L226 207H228L227 205L229 204V203H231V201L230 202H228L227 204H225ZM254 203V204H253ZM256 203H258V204H256ZM3 204H4V202H3ZM85 204H83L82 206L84 207V205ZM90 204H92V203H90ZM144 204H146L145 205V207L147 208L148 207V209H146V208H144ZM248 204V205H249ZM261 204V205H260ZM6 205V206H7ZM81 205V204H80ZM88 205V204H87ZM87 205H86V207H87ZM94 205H92L93 207H94ZM161 205V204H160ZM179 205V204H178ZM207 205V204H206ZM232 205V204H231ZM231 205H229V207L231 206ZM244 205V204H243ZM243 205L241 204V206L243 207ZM246 205V204H245ZM263 205V206H262ZM2 206V205H1ZM15 206V207H16ZM91 206V205H90ZM91 206V207H92ZM120 206H121V208H120ZM171 206V205H170ZM200 206L201 207H199V208H203V206H204V204H203V206H202V203L200 202ZM209 206V205H208ZM212 206V205H211ZM211 206H209V207H211ZM219 206V207H220ZM256 208H255V207ZM261 206V207H260ZM79 206L77 205V207H76V209L74 208L73 209V206H72V209L74 210V211H77L78 209H80V208H78ZM81 207V206H80ZM81 208L80 209V212H81V210L82 209H85V208ZM115 209H117L118 208V211L116 210H114V208ZM164 207H165V205H164ZM195 207L197 208L198 207V205H196L195 204ZM214 207H217V206H214ZM222 207V206H221ZM228 207V209L232 212V209H230ZM233 207H235V206H233ZM250 207V208H249ZM253 207V208H252ZM5 208V209H6ZM17 208V207H16ZM70 208V209H69ZM78 208V209H77ZM110 208H112L113 209V212L114 213H106V211H112V210H108V209H110ZM154 208V207H153ZM172 208H174V206L172 207ZM176 208V210L178 209L177 207H175ZM175 208L173 209V210H175ZM180 208V207H179ZM199 208H197V209H199ZM213 207H211V209H212ZM218 208V207H217ZM216 208V209H217ZM252 208V209H251ZM259 209V211H260V213H259V211L258 210H256V209ZM48 209H51V210H48ZM88 209H89V207H88ZM143 209H145V210H143ZM234 210L233 211H235V212H237V210L235 209V208H233ZM244 211H243V210ZM249 209L251 210V211H249ZM253 209H255V210H253ZM91 210V209H90ZM90 210H88V213H89V211ZM165 210V209H164ZM163 210V211H164ZM175 210V211H176ZM199 210H203V209H199ZM205 210V209H204ZM208 210V212H209V209H207ZM222 210H224V209H222ZM227 210V209H226ZM79 211V210H78ZM83 211V210H82ZM84 211H86V210H84ZM150 211V212H149ZM167 211V214H165V216H168V214H172V217H173V214L174 213H172V211H171V213H168V210H166ZM211 211V210H210ZM14 212V211H13ZM80 212H75L77 215H78V213H80ZM92 212H90V213H92ZM180 212H181V214L180 215H183V211H182V209H180ZM200 212H203V213H200V214H202L205 218H209L208 217V215H209V213L207 214L206 212H204V211H200ZM222 212V211H221ZM245 212V213H244ZM251 212V213H252ZM258 212V213H257ZM151 213L153 214L152 216L153 217H156L155 219L151 216ZM156 213L158 214V215H156ZM164 213V212H163ZM190 213V212H189ZM227 213V214H226ZM3 214V215H2ZM43 214V215H42ZM199 214V213H198ZM211 214V213H210ZM233 214V213H232ZM49 215V214H48ZM112 216V218H109V217H107V216ZM113 215H115V217H117V218H120V219H122V220H118V219H116V218H114L115 219V222L116 221H119L120 223L122 222V223H124V220L125 221H127L128 223H130L129 225H131L130 226V231L128 232V234H125V237H121V236H119L118 235V232H120L119 230H118V232L116 231V234H114L113 232H112V227H113V230H114V226L113 225H111V221H113L114 219H113ZM163 215V214H162ZM187 215V214H186ZM201 215V217H203ZM234 215H231V216H233L234 217ZM253 215V216H252ZM261 216L262 218H259L258 216ZM47 216V215H46ZM79 216V215H78ZM175 217H176V215H174ZM189 216V215H188ZM207 216V217H206ZM215 218L217 217L216 215H213ZM212 216V218H214ZM221 216H223L224 217V220H223V217H221ZM239 216V217H238ZM245 216V215H244ZM88 217V216H87ZM95 217V218H94ZM164 217V216H163ZM162 217V218H163ZM193 217V216H192ZM204 217H203V219H204ZM211 217V216H210ZM241 217V218H242ZM162 218H159V220L161 219L162 220ZM171 218V217H170ZM170 218H166V220L168 219V220H171ZM184 218V217H183ZM190 218V217H189ZM229 218L227 219V221L229 220ZM244 218V217H243ZM242 218V219H243ZM250 218V219H251ZM41 219V220H40ZM77 219H78V217H77ZM79 219H81L80 217H79ZM79 219H78V222H79ZM85 219V218H84ZM153 219H154V221H153ZM177 219V218H176ZM188 219V218H187ZM236 219V220H237ZM245 219V218H244ZM259 219V220H258ZM3 220H4V222H3ZM40 220V221H39ZM68 220L70 221V222H68ZM73 220V221H72ZM74 220L76 221L75 223H74ZM82 220V219H81ZM173 220H175V219H173ZM179 220V219H178ZM183 220V219H182ZM212 220V219H211ZM216 219H214V222H216L215 221ZM261 220V221H260ZM65 221H67V223H68V225H70V223L71 224H75V226H78V227H80V228H76L75 230L73 229V228H75V226H68L67 227V229H66V222L64 223ZM85 221V220H84ZM91 221H92V219H91ZM163 221H165V220H163ZM172 221V220H171ZM177 221V220H176ZM199 221V220H198ZM227 221L226 222H224V223H227ZM243 221V220H242ZM259 221V222H258ZM2 222H3V224H2ZM40 222V223H39ZM87 222H88V219H87ZM90 222V221H89ZM92 222H94V221H92ZM114 222V221H113ZM113 223L114 225H117L118 224V222H117V224L116 223ZM153 222V223H152ZM170 222V221H169ZM186 222V221H185ZM190 222H188V223H190ZM195 222H196V224H195ZM202 222V221H201ZM207 222V223H206ZM213 222V221H212ZM258 222V223H257ZM42 223V224H41ZM45 223V222H44ZM59 223L60 224H63V225H59ZM86 225H87V228L89 227V229H91V226L93 225V224H95V223H92L91 224V226L89 225L90 223H86V222H84ZM161 223H163L162 221H161ZM172 223V222H171ZM174 223V222H173ZM199 223V222H198ZM223 223V222H222ZM221 223V224H222ZM223 223V224H224ZM229 223H231V220H229L228 221V224ZM241 223H243V225L241 224ZM39 224V225H38ZM84 224V226L86 227V225ZM176 224H179V223H176ZM183 224V223H182ZM206 224V225H205ZM208 224H210V225H208ZM215 225H216V223H214ZM221 225V226H219V228H221V227H223L224 225ZM255 224V225H256ZM43 227H42V226ZM126 225V224H125ZM174 225V224H173ZM172 225V226H173ZM181 225V224H180ZM190 225V224H189ZM209 227H208V226ZM233 225H236L235 224V222L233 223ZM250 225H253V224H250ZM260 225V226H259ZM124 226V225H123ZM167 226V227H166ZM201 226V227H200ZM261 226H262V230H261ZM38 227H41L40 229L38 228ZM47 227H49V226H47ZM117 228L118 227H121V226H116ZM125 227V226H124ZM226 227H227V224H226ZM230 227V226H229ZM36 228H37V230H36ZM70 228H71V231H70ZM86 228V229H87ZM93 228V230L95 229V228H97V226H95V228L94 227H92ZM99 228H98V230H99ZM231 228V227H230ZM48 230H50L49 228H47ZM68 229H69V231H68ZM73 229V230H72ZM80 229V230H79ZM121 229H123L122 227H121ZM127 229V228H126ZM223 229V228H222ZM45 231V230H44ZM91 232H93L92 230H90ZM97 231V230H96ZM34 232H35V234H34ZM51 232V231H50ZM81 232V231H80ZM105 232V233H104ZM123 232V231H122ZM248 232H246V233H248ZM85 233V232H84ZM125 233H126V231H125ZM245 233V234H246ZM64 234V233H63ZM88 234V233H87ZM92 234V235H93ZM122 234V233H121ZM243 234V233H242ZM40 235H42V233L40 234ZM233 235V236H232ZM33 236H35V237H33ZM61 236H62V234H61ZM64 236V235H63ZM72 236V235H71ZM64 236L65 237V240H67V244H68V242L70 243V241L71 240H76V242L79 240V238H77V237H74V236ZM84 236H85V234H84ZM83 236V237H84ZM102 236V237H101ZM31 237H33V238H31ZM70 237V238H69ZM86 237H88L87 235H86ZM85 237V238H86ZM232 237H233V239H232ZM236 237H237V234H236ZM40 238V237H39ZM38 238V239H39ZM75 238H77V239H75ZM33 239H35V241L33 240ZM103 239V240H102ZM32 240V241H31ZM68 240H70V241H68ZM87 240V239H86ZM86 240H85V242H86ZM93 240H94V238H93ZM26 241V242H25ZM34 241V242H33ZM88 241V240H87ZM95 241V240H94ZM238 241H240L239 242V244H238ZM23 242H25V243H23ZM29 242H31L30 244H29ZM38 242V241H37ZM75 242V243H76ZM80 242V241H79ZM104 242V243H103ZM114 243V248H113V250H112V248H111V246L113 245V243ZM88 243H91V242H89L88 241ZM103 243V244H102ZM244 243V242H243ZM245 243V244H246ZM28 244V245H27ZM237 244L239 245V246H243L242 248L241 247H239V253H238V250H237V248H238V246H237ZM102 245H103V247H102ZM26 246H28V247H26ZM67 247H68V245H66ZM70 246H71V243H70ZM69 246V247H70ZM77 246V245H76ZM237 246V247H236ZM215 247H217V246H215ZM245 247V248H244ZM72 248H73V246H72ZM94 248H95V251H93L94 250ZM218 248V247H217ZM235 248V249H234ZM241 248V249H240ZM32 249V250H31ZM78 249V248H77ZM234 249V250H233ZM74 250V249H73ZM213 250H216L215 248L213 249ZM231 251V252H228V254H225V252L226 251ZM232 250H233V252H232ZM235 250H237V251H235ZM22 251H24V250H22ZM26 251H25V253H26ZM66 251V250H65ZM19 252H20V250H19ZM28 252V251H27ZM75 252V256H76V254H77V252H78V254L80 253V251H74ZM90 252V251H89ZM216 252V251H215ZM34 253V254H33ZM36 253H38V252H36ZM217 253V252H216ZM239 255H238V254ZM29 254H30V252H29ZM29 254H26L27 255V257H28V255ZM30 254V255H31ZM196 255V257L194 256V258L192 257L193 255ZM29 255V256H30ZM38 255V254H37ZM217 255H219V254H217ZM18 256H20V255H18ZM39 256V255H38ZM37 256V257H38ZM215 256H216V254H215ZM214 256V257H215ZM226 256V257H225ZM229 256H228V258H229ZM23 257H24V261L26 260V258H25V256H22L21 258L23 259ZM30 257V258H31ZM36 257V258H37ZM80 257H82V255L80 256ZM113 257H115V259L113 258ZM219 257H220V255H219ZM7 258H9L10 259V261L7 259ZM112 258H113V260H115L114 262L112 261ZM117 258H119V259H117ZM194 260H193V259ZM196 258V259H195ZM220 258H222V257H220ZM239 258V257H238ZM7 259V260H6ZM17 259V258H16ZM18 259H20V258H18ZM33 258H31L30 260H32ZM82 259V258H81ZM87 259H85V260H87ZM204 259V258H203ZM210 260H208L209 261V263L208 264H215V261H213V259L210 257L209 258ZM240 259V258H239ZM29 260V259H28ZM38 260H41V256L39 257V259ZM37 260V261H38ZM42 260H44L43 258H42ZM76 260V259H75ZM80 260V259H79ZM83 260V259H82ZM82 260H81V262H82ZM88 260L87 261H85V263L86 262H88ZM223 260V259H222ZM9 261V262H8ZM35 261V260H34ZM34 261H32L33 262V264H34ZM67 261H69V262H72V261H70V260H67ZM78 261V260H77ZM93 261V262H92ZM229 261V260H228ZM240 261V260H239ZM22 262H23V260H22ZM27 262V261H26ZM30 262V261H29ZM28 262V263H29ZM41 262V261H40ZM73 262H74V260H73ZM72 262V263H73ZM90 262H88V264H90ZM202 262H203V260H202ZM219 262V264H220V262H221V259H220V261L218 260L217 261V263ZM36 263V262H35ZM38 264H40L39 262H37ZM65 264H68V262L66 263V262H64ZM63 263V264H64ZM72 263H70V264H72ZM82 263H84V261L82 262ZM84 263V264H85ZM230 263V262H229ZM228 263V264H229ZM240 263V262H239ZM244 263V264H245ZM62 264V263H61ZM79 264V263H78ZM81 264V263H80ZM223 264V263H222ZM226 264V263H225ZM234 264H238V263H234ZM242 264H243V261H242Z\"/></svg>", "mask_w": 264, "mask_h": 264}, {"label": "crops", "instance_id": "3", "mask_svg": "<svg viewBox=\"0 0 264 264\" xmlns=\"http://www.w3.org/2000/svg\"><path fill=\"white\" fill-rule=\"evenodd\" d=\"M238 119V118H237ZM243 119V118H242ZM236 119L227 120L226 126L231 133H235L238 137H241L242 141L249 145L253 149L264 150V121L261 119L251 120L247 118L245 128L233 127Z\"/></svg>", "mask_w": 264, "mask_h": 264}]
</instances>
